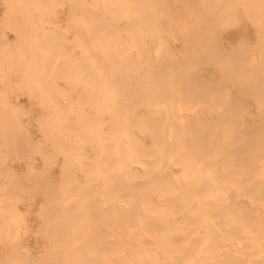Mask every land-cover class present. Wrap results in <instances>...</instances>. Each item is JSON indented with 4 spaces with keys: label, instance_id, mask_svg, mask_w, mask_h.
<instances>
[{
    "label": "bare ground",
    "instance_id": "6f19581e",
    "mask_svg": "<svg viewBox=\"0 0 264 264\" xmlns=\"http://www.w3.org/2000/svg\"><path fill=\"white\" fill-rule=\"evenodd\" d=\"M12 1H14V2H12ZM12 1L10 2V3H12L11 7L12 6L14 7L13 3H15L16 0H12ZM18 1H20V0H18ZM26 1L27 0H23L22 2L25 3ZM35 1H37V0H34V2ZM59 1L54 0L52 2L58 3ZM63 1H60L59 4H61V2H63ZM89 1H92V3H90V4H92L94 6V8L88 9L87 5H83L85 3V2H83V0H76L75 1L76 4L75 3H74L75 5L73 4L74 7L71 5L73 7V10L71 9L70 11H72V13H74L73 11H75L76 12L75 14H77V13L83 14L82 17L85 15V18L83 17L82 20L86 19V21H87V23L85 21V23L87 24V27L85 25H83L85 23L82 24V22H81V24L83 26L80 24V22L79 23L75 22L76 24L74 23L75 27H77V23H78V25L80 24L78 26L77 31H78V33H80L81 38L78 39V41H76V42H79L81 47H84V48L86 47L87 53L84 56H82L81 59H78V62H75V61L72 62L74 64L73 67L71 66L72 69L70 67V69H67L69 71H66L64 69V66L62 64H60L62 61H64V59L66 57L69 58L70 55H69V50L66 52L65 50H67V49L64 48L65 46L63 45V43L59 42V39H58L59 37H58V34L56 33V31L54 29H52V31L54 30L55 33L57 34V35L54 34V36H52V37H55V35H56L57 36V37H55L56 39L55 38L51 39L49 36L50 39L46 38V40H45V38H44V40H42L41 36L39 35L41 38L39 41V44L46 51L45 54H47V56H45L46 57L45 60H43L44 64H45V66L43 64L44 68L46 67L47 68L46 70H49L48 69V68H50L49 66L52 65L51 60L57 59L56 61H58V59H60V60L62 59V61H59L60 63H58V62L56 64L53 63L54 64L53 67L55 69H54V71H51V72H53L52 77L54 76L53 77L54 79H52V81L54 80V82L53 83L50 82L53 85H50L48 83L49 82L48 78L50 79V77H48L46 80L42 77L43 80H45V82L47 81V83H48L47 88L45 87V85L43 87V84H42L43 82L40 81V79H39V82H37V83H40V85H42V86H39L42 89L41 90L42 94L44 93V95H46L47 94L46 92H48L46 90H48V89L52 90L51 92L54 94L55 93L54 92V89H55L54 84H55V85H57V87L55 86L57 90L59 87V89L64 90L66 95L68 94V97H69L68 91L71 90L70 88L73 86L72 85L73 83L72 84L70 83V85H72V86L71 87L69 86L70 87L69 90H68V87H66L67 88V92H66V89H64L63 87H60V85H62V84H59V86H58V81L55 82L56 76L58 77L59 75H61L60 77L68 76L70 78L69 81L77 79V81L79 82V85H80V83L82 84L85 80L87 81L89 79L90 80L87 82L90 85H92L93 82L99 81L96 86L93 85V87H88V89L85 90L86 94H88L87 96L84 95L83 89H82V91H81V89H79L81 92L79 91V93H77V96L75 95L76 98L74 100L72 98L71 102H72V104H75L76 101L79 102V99H80V104H82L83 102H86V101H87V104H92V103L94 104V103L100 102V104H101L100 106H101L102 110L101 109H99V110H100L101 114L106 116V118H104V119L102 116V119L104 120V121H102V123L104 124V126L102 128H100V127L98 128V125H95V124H98V123H96L97 120H95V121L93 120V119H96L97 115H100V113H98V111H96L97 109H94V111L97 112L96 113L97 115L95 114L94 111H93L94 113L93 112L88 113V114H91V113L95 114L94 116H91V119H89L88 114H86L87 116H84V118L87 117L89 120H91V121H89L88 119H85V121L88 120L90 122L89 125H91V123L94 121L93 122L94 124L92 123V125H95L98 129H95L96 128L95 127L94 128L95 130H93V133H95V131H96V135L98 137L97 136L94 137V138H96V140L94 139V141H96V143H95L96 144V146H95L96 150H95V153H93L92 155L95 156L96 160L94 159V162L91 161V163L93 162L94 167L93 168L91 167L92 166L91 163H90L91 168L89 167V163H86L88 166L85 164V162H84V164L86 166H84V164L81 163L82 164L81 167L83 168V171L87 170L88 168H90L92 171L93 170L95 171V172L93 171L94 176L92 178L93 179L92 185H93L94 189L99 188L101 190V192H99V193H102V194H100L102 196V199L99 200L97 198L98 200L97 201L95 200V202L97 203L96 204L95 202H92L90 200V199H92L91 198L92 196H90V199H86V201L90 200L89 202H91V203H88L86 206L81 205L82 207L75 204V203H77L76 202L77 199L74 200L75 202L72 205L75 204L76 206H78V208H76V207L74 208L73 206L71 208V206H70L71 204H69V206L67 207L68 209L71 208L70 214L68 213L69 217L67 216L68 214H66L67 209L65 210L64 205H61V207L63 206V208H64L63 210L65 211V215L68 217L67 218L61 214H57V212H56L57 210L60 211L55 206L56 205L55 203H57V207H58V205L60 203L59 201H58L59 203L54 202L55 205L51 202H50L51 204H48L49 200L46 201V199H48L46 197H49V198L51 197V199H52V197L54 198L55 196H57L56 194L58 192L56 189H59V188L54 189V187L55 186L58 187L57 185H59L60 183L58 182L57 185H55V183L52 181L55 186L51 187V186H53L52 185L53 183L51 184V186H47L48 185L47 184L46 185V187H47L46 191L48 189L52 190V188L54 190H52V191L50 190V192L48 191V193L46 191H43L44 194L47 193L49 196H46L47 194H45L46 197L44 198V201L43 200H42L43 202L40 201L41 203H43V207L42 206L41 207H42V209H44V203H46V202L47 203H46L45 207H47V208L51 207L50 209L45 208L47 210V212H46V210H44L45 212L42 213V215L44 214L43 217L45 216L44 220L47 216L49 217V215L52 218V216H56L55 214H57L58 216H56V217L61 216V217H63V219L65 218V224H67L66 218L68 221L70 220L69 226L71 225L72 229L75 228L76 231L80 230L79 227H81V230H82L84 227L87 226L86 229L84 228L79 233L77 231V233L79 235L84 234L86 232L88 234H90V236L88 235L87 238H81L82 236L80 237L75 232L77 234V237L79 236L80 238L79 237L76 238V236L75 237L71 236L72 238L68 239L66 232L70 233L71 228L69 229V231L68 230L64 231L65 228H63V230L61 229L60 232L61 231L64 232V234H62V236L60 235L61 233L58 234L59 231H54V233L57 232L56 233L57 237L60 235L58 238H56V236H54L55 234L53 235V231H52V233L49 235L53 236L54 239L56 238L55 240L51 239L50 236L47 234V236H49V240H51V244L48 242V244H49L48 247H50L52 245L50 247V250L53 247L52 250L55 253L54 257H56V259H57L56 263L58 262L60 264H264V220H260L259 215H258L259 212L261 211L260 205L263 204L262 213L264 216V131L262 129H260V128H263L264 125L263 126L261 125L262 127H260V128H258L259 124L257 125L258 127L255 126L256 124L253 126H252V124L240 126L242 124V121H244V118L242 120L240 119L241 117L239 118V116L237 115L238 112H236V109H238V107L236 106L237 107L236 108L234 106L235 102H238L237 105L239 104L238 106L241 108V104L239 102L240 100H238V99L242 96H237L238 94L234 95V96L239 97V98L235 97V99L237 98L238 101L230 100V99H221L222 97H224V95L218 94V95H220V97H217L216 96L217 94H214L215 96L212 94L211 97H213V98L211 100H213V101L215 100V103L218 102L217 106L221 105L223 108V111H221V113L218 114V117L216 116L215 118H210L208 116H205V117L202 116L203 118H200V117L192 114L191 111H189V109H191V108H193V109L197 108L196 104L200 98H201V102H202L203 97H208L209 95H211L212 90H215L216 88L221 89L222 86L225 85L226 81L227 82L229 81V79L224 81L223 78L225 79L226 77H223V78H221L223 81H221V79H220L222 84H221V82H218L221 85L216 83L217 81H215V84H214V81L212 78V81L214 84L213 85L211 82H209V83H211V84H209L205 80L206 78L203 80L201 79L203 82L200 81V78H202L201 76H203V75L199 76V78L197 79L198 75H197V73L195 75V73H194L195 71H193V70H195L194 66L195 65L197 66L198 64L200 66L201 62H198L197 59L202 60L204 58V56H205L204 59H206V61H208L209 59L210 60L213 59V61L216 60L218 62V65L219 64L222 65L221 66V68H222L221 73L227 72L230 76H232V77H230L228 75L229 77H227V78H232L234 80V82L236 81L239 83V80L237 81L235 78V77H237V76H235V74L241 73L242 76H241V74H239L242 77L241 78L239 76L241 78L239 85L242 84L241 89L244 86L245 88L244 87L243 88L245 89V91H247L248 93L251 92L253 94V97H257L258 101L261 102V104L264 108V65L262 66V68H260L262 75L258 74L259 72H254V71H257L258 69L257 70L252 69L256 66H257L256 68H259V66H261L260 64H264L262 61V57L260 59L262 62L259 59H258L259 61L255 59L256 61H258V63H255L257 65H255L252 61V57L254 59L256 53L255 54H251V53H254V50H257V49L252 48L254 50H251V52H249L250 50L249 51L247 50L249 53L239 54V55H238V52H240L241 50L238 51L237 53H235L234 51L229 52V51H226L225 49H222L216 43V40L219 37L216 39L217 36H214L215 34H213V33H217V32L214 30H213L214 31L213 32L211 29L212 33H210L211 31L208 29L209 30L208 34H212V35L208 36L207 32L204 31L205 29H203L204 28L203 25L205 26L208 24L205 19H207V17H209V16H204L205 14H204V12H202L204 14L203 16L206 17L204 19L206 21V24L204 22H203L204 24L201 23L204 17L201 20V19H199L200 17L198 16L199 18H197V19H199V20H197V22L200 21V24H202L203 28L200 27V29H197L198 24L196 22L197 25L196 24L195 25L197 28L195 27V25H193L196 28L194 30H191V29L188 30V28H190V26L189 27L188 26L183 27V25H182V27L184 29L188 27L186 29L188 31L186 32V30H184V29L179 30V31H182V33H181L182 35L186 34V39H187L186 40L185 38H183L184 43L187 45L186 46L183 43V39L181 38L182 39L181 44L184 45V47L182 45L181 49L186 50V48L188 47L189 49L192 48V51L194 50L195 54L202 52V54L200 53L201 56L203 55L202 58H200V57L197 58V57H195V55H193V57H192V55H190L191 57H189L188 55H187L188 57H184L186 55H184V56L182 55L183 57L181 56V58L176 57V55L175 56L173 55V52L174 51L176 52V50H174L173 48L177 49L179 47H177V46L171 47V44H170L171 42L168 40H164L166 38L165 35L167 36L168 34L164 35L165 38L163 36H160V32L162 35L163 30L162 31L160 30L162 28L160 27L161 22L159 20L161 18L163 19V17L164 18L167 17L169 20V16H168L169 14L164 12L163 8H162V6H164V3L163 4L161 3L162 4V6H161L159 4L160 2L158 0L157 1H154V0H125L126 2L123 0L122 3L119 0H89ZM160 1H162V0H160ZM173 1H175V0H173ZM182 1H184V0H182ZM185 1L187 3V0H185ZM188 1H191V0H188ZM195 1H193V2H195ZM220 1H222V0H220ZM29 2L30 1H28V3ZM37 2H36L37 4L40 3L38 5L39 7L42 5L41 3H44V2L48 3V1H46V0H44V1L38 0ZM166 2H169V1H166ZM166 2H165V4H166ZM202 2H204V3H207V2L210 3L211 2L213 4L212 8H217L218 12L216 13V15H219V13H221V15L218 16L220 18H216L217 16H215V18H214V15H213V18L211 19V21H210V18L208 19V22L209 23L211 22V24H212L213 20L217 19L216 21L219 20V23L222 21L228 25H232V24H234L235 20H237V18L240 16L239 15L238 17H236L237 15L235 16V14L236 13L239 14L241 10L238 12L236 10V13L234 12L235 14H233L232 11L227 10V8L229 6H233L232 1H230L228 3V5H226L228 1L224 0L222 2V4L226 2L224 4L226 6H220V7H219L218 3L215 5L214 4L215 1L213 2V0H201V3ZM238 2L236 1V4H238V6H239V4H241V3H238ZM242 2H243L242 4L244 5L243 8L245 7L244 10H245L246 16L254 23V25H256V27H259L258 28L259 29L258 44L257 43L253 44L254 43V41H253V43L251 42L252 44L250 43L247 45L249 47H251L253 45H258V47H257L258 52L257 53L259 56L260 52H261V51H259L260 50L259 49V47H260L259 42L261 43V40H262L264 43V39L262 38V36H264V0H243ZM8 3H9V1L7 2V6H10V5H8ZM31 3H32V0L29 4L32 5ZM46 3H44L43 5H45V6L48 5ZM204 3L202 6H204ZM118 4H122L123 6H120ZM167 4H166V6H167ZM189 4L191 5V3H189ZM196 4H198V3H196ZM196 4H193L195 10L197 9V7L195 8ZM236 4H235V6H236ZM21 5L22 4L20 3V5L18 7L20 8ZM26 5H27V3H25V7H26ZM43 5L40 8L45 10L47 8V6L45 7ZM187 5L188 4H186L185 7L181 6V8L184 7V11L186 13L188 11L193 10L192 9L193 5H191L192 8H190L191 7L190 5H188L189 7ZM206 5H207V7L211 8V5L210 6L208 4H206ZM85 6L87 7V10H86ZM21 7L23 8V6H21ZM43 7H45V8H43ZM49 7H50V4H49ZM49 7H48L47 12H49L51 10ZM175 7H176V5H175ZM198 7H200V6H198ZM22 8H21V11H22L21 13L24 16L28 15L27 17L32 18V16H30L29 14L25 15L23 12L25 9L23 8L24 9L23 10ZM31 8L32 7L30 6L29 12H30ZM40 8H38V9H40ZM169 8H171V6ZM185 8H187V9H185ZM188 8H190L191 10H188ZM212 8H211V10H212ZM38 9H37V11L39 12L40 10H38ZM18 10L19 9H15L12 11V13H14ZM26 10H28V9H26ZM168 10H170V9H168ZM173 10L174 11L171 10L170 16H171V13L173 14V12L177 13L179 8L176 7V9H173ZM186 10H188V11H186ZM204 10L206 11L207 9H204ZM223 10H226V13H223ZM9 11H11V10H9ZM70 11H69V16L71 17ZM85 11H87V12H85ZM179 11H181V10H179ZM182 11L180 13L178 12L179 16L181 14H183L184 11L183 12ZM200 11H201V9H200ZM19 12H20V10H19ZM33 12L35 13V11H33ZM51 12H52V10H51ZM12 13H11V16H9L10 13H8L9 14L8 18L15 16L16 18L15 17L14 18L17 21H19L20 19L19 20L17 19V15H18L17 12L14 15ZM193 13H195L194 10H193ZM31 14H32V12H31ZM45 14L47 15V13H45ZM45 14H43V16ZM178 14H176V16ZM214 14H215V12H214ZM230 14H231V16H230ZM36 15L37 14H35V16ZM65 15H67V14H65ZM184 15L185 14H183V16ZM222 15L225 17H223ZM33 16H34V14H33ZM35 16L33 18L34 22L33 21H32V23L30 22L32 24V26H33V23H36V26H37V24H39V23L35 22V19L37 18V17L35 18ZM19 17L22 19L23 16H21V14H20ZM27 17H26L27 21L28 20L30 21L31 18L28 19ZM44 17H46V16H44ZM188 17L192 18L191 15ZM235 17H236V19H235ZM174 18H175V16H174ZM225 18L228 20V22ZM120 19H126V23H125L126 27L124 28V30L126 32L124 35H126V37L122 36V33H121V32H123L122 27L124 24L122 25V27L121 26L116 27L117 25L114 26L115 24H113V21L120 20ZM13 20L14 19H12V21ZM43 20L44 19H41L40 23H42ZM73 20H75V17L73 18ZM172 20H174V19H172ZM14 21L12 23H16ZM23 21H25V20L22 19V22ZM51 21H52V19H51ZM216 21H214V22H216ZM238 21H239V18H238ZM1 22H0V24H2ZM20 22H21V20H20ZM119 22L120 21H118V25H119ZM174 22H176V21H174ZM174 22H173V24L176 25V23H174ZM185 22H189V20H187ZM237 22H235V25ZM8 23H9V20H8ZM30 23H28V24H30ZM28 24H27V26H28ZM169 24H170V21H169ZM179 24L181 25V23H179ZM211 24H208L209 28H210ZM9 25H10V23H9ZM18 25H20V23L19 24L16 23L15 28H17ZM24 25H26L25 22H24L21 30H23V29L25 31L28 30V29H25L26 26L24 27ZM220 25H221V23H220ZM32 26H30V28L31 29L33 28V30H34L35 28ZM63 26H65V24ZM165 26L163 29L166 31L169 29V33H170L171 24H170V28H167ZM11 27L14 28V26H12V25H11ZM37 27H39V26H37ZM40 27H42V26H40ZM75 27L73 28V30L75 29ZM252 27H254L253 24H252ZM0 28H1V26H0ZM12 28L11 29L9 28V29L13 30ZM30 28H29V30H30ZM165 28H167V29H165ZM180 28H177V29H180ZM206 28H208V27L206 26ZM260 28H261V30L263 29V31L260 32ZM2 29H3V27H2ZM17 29H19V28H17ZM42 29L44 30V28H42ZM175 29L176 28L174 27L173 31ZM19 30H18L19 34L21 35V37L24 38L23 41H25V37L23 36V34L20 33ZM24 30H23V32H24ZM183 30L185 31L184 34H183ZM77 31L75 33H77ZM175 31H177V30H175ZM13 32H15V31H13ZM37 32H39V31L37 30ZM219 32L220 31H218V33ZM31 33H33V32H31ZM42 33H44V31ZM52 33L49 32V35H51ZM252 33H253V30H252ZM38 34H40V32ZM170 34H172V32ZM239 34H241V33H239ZM32 35H30V41L32 40V38H31ZM35 35H36V31H35ZM172 35L175 36L174 33ZM178 35H179V33H178ZM25 36H28V35L26 34ZM44 36L47 37L46 35H44ZM159 36H160V38H162L161 42H163V40H164V42L168 41V44L166 42H165V44H164V42L161 43L162 46L160 45V47H161L160 48V54L155 56L156 58H154L152 56L153 54H151L152 48H153L152 46H153V42L156 41L159 38ZM218 36L221 37V34ZM248 37H246V38L248 39ZM148 38H149V40H148ZM241 38H243V37H241ZM239 39H238V42L240 41ZM254 39H256L255 42L258 40L257 38H254ZM38 40H39V38L37 39V37H36V41H38ZM65 40H66V36H65ZM248 40H246V43H245V41H243V39L241 40V41H243V44H245L244 47L246 46L247 43H249ZM9 41H11V40H9ZM9 41H7V42L5 41L4 42L5 44L3 42L1 43L2 46L6 45L5 51L2 50L3 53L7 52L6 48H7V50L10 49L6 53L9 55H6L4 53L5 57L3 55L2 56L4 58H6V56H7L6 59H8V61L9 60L11 61L13 55L11 56L10 54H12V52H14L15 50L13 47V51H12V48H11L12 46L9 48V45H10ZM21 41L22 40H20V42ZM174 41H175V44L177 45L176 39ZM180 41L178 43H180ZM221 42H222V40H221ZM15 43H16V41H15ZM21 43L19 46L20 48H22V45L24 44V43L23 44H21ZM26 43L27 42L25 41V44ZM28 44H29V42H28ZM36 44H38V43H36ZM243 44H242V46H243ZM32 45H33V43L31 44V46ZM82 45H84V46H82ZM172 45H173V43H172ZM23 46H25V45H23ZM34 46L35 45H33L32 47H34ZM36 46H38V45H36ZM72 46H74V45H72ZM72 46H71V48H72ZM156 46L158 47V44ZM74 47H73V51H74ZM77 47H78V45H77ZM157 47H155V49ZM0 48H1V46H0ZM16 48L17 47H15V49ZM26 48L27 49H25V48L19 49V51L22 50L21 51V53L23 52L22 55L25 54L26 50H27L26 53H28V46ZM36 48H34V50ZM231 48H230V50H232ZM1 49H3V48H1ZM189 49H187V51ZM237 49H238V47H237ZM262 49L264 50V48H261V50ZM177 50L179 51L180 49H177ZM32 51H33V49H32ZM37 51H36V53H38ZM134 51L136 52V56H135ZM180 51H182V50H180ZM29 52H30V50H29ZM155 52H156V50H155ZM15 53H13L14 56L16 55ZM36 53H34V55ZM40 53H42V52H40ZM74 53H76V52H74ZM184 53H186V51ZM241 53H243V51ZM1 54H2V52H1ZM1 54H0V57H1ZM45 54H43V55H45ZM174 54H176V53H174ZM200 54H199V56H200ZM38 55H39V53L37 55H35V57L38 58ZM77 56H79V55H77ZM177 56H178V54H177ZM206 56L209 59L206 58ZM15 57L13 58L14 60H15ZM25 57H26V54L22 58H25ZM28 57H26L25 59H27ZM152 57L155 59L154 63L151 62ZM22 58H20V61L18 59H17L18 61L12 60L13 61L12 64L10 63V61L9 62L5 61V62H6V65H8V63H10L11 66L14 65L13 68L10 65H8V67L15 70V67L16 68L22 67L25 65L24 64L25 62L28 63L27 61H25V59H22ZM42 58H44V56ZM77 58L75 60H77ZM21 59L24 60L23 61L24 65H22ZM238 59H240V60H238ZM1 60H3V59L1 58ZM31 60H32V58L30 59V61ZM37 60L39 62V58ZM37 60H35L34 62H36ZM203 60H202V63H203ZM235 60H238V61L235 62ZM71 61H72V59H71ZM16 62H19L21 66H19V63H16ZM196 62H198V63H196ZM208 62H210V61H208ZM30 63L33 64L32 62H30ZM204 63L206 64V62H204ZM0 64H2V63L0 62ZM16 64H17V66H16ZM31 64H29V65L32 66ZM2 65H4V64H2ZM30 66H28V67H30ZM5 67L6 66L2 67L3 71H5L4 70ZM8 67H6L7 71L10 70V69L8 70ZM35 67H37V66L35 65ZM22 69H23V67H22ZM37 69H38L37 71H39L40 67L39 68L37 67ZM19 70L22 72L24 71V70H21V68H19ZM27 70H29V68ZM235 70L237 71V73L234 72ZM1 71H2V69H1ZM29 71L27 72L28 75H30L32 73L31 74L32 78H34L36 75V73L32 72V71H34V68H33V70H31V73ZM22 72H20V73H22ZM43 72H41L40 74H42ZM47 72H49V71H47ZM7 73H8L7 77H9L10 76L9 72H7ZM25 73H26V71H25ZM46 75H47V73H46ZM222 75L224 76V74H221V77H222ZM0 76H1V74H0ZM36 76L38 77V74ZM43 76L47 77L45 75H43ZM29 77H28V79H29ZM9 78L11 79V77H9ZM9 78H8V82L10 80ZM36 78H35V80H36ZM23 79H24V77H23ZM207 79H209V78H207ZM12 80L13 79H11L10 81H12ZM21 80H20V82H21ZM30 80H26V81L22 80V82L24 81L23 83H20L19 80H17V82H19V83L15 82V84H17V86L13 82H9V83L6 82V83H7V87H8V84L10 86L9 91L10 90L12 91L13 87L15 88V87L23 86L22 84H25V82H26V85L28 87V85H29L28 83H30L28 81H30ZM60 80H61V78H60ZM91 80H93V81L91 83H89ZM3 81L4 80H2V82ZM209 81H211V80L209 79ZM102 82H104V83H102ZM173 82L176 84H173ZM204 82L207 85H205ZM31 83L33 84L34 81H31ZM13 84H14V86H13ZM32 84L29 85V88L31 87ZM85 84L87 86L86 82H85ZM94 84H96V83H94ZM11 85H12V88H11ZM34 86H36V85H34ZM205 86H209V87H205ZM7 87L5 86V90H4V92L6 94H8L6 91ZM100 87H101V89L98 92V89ZM234 87H235V85H234ZM202 88H205L204 92H201V91H203ZM223 88L221 89V92H222L221 94H224V92H225V91L223 92V90H224ZM0 89H1V87H0ZM3 89L4 88H2V90ZM199 89H201V90L199 91ZM228 89H229V87H228ZM244 89H242V90H244ZM43 90H44V92H43ZM61 90H60V92H61ZM226 90H227V87H226ZM31 91L32 90H30L29 93ZM217 93H219V91ZM15 94H17V93H15ZM31 94L33 97L32 92H31ZM49 94L51 95L50 91H49ZM234 94H236V93L234 92ZM44 95L42 96V98L43 97L46 98V96H44ZM66 95L64 97L67 100L69 98ZM243 95H244V93H243ZM73 96L74 95H72V97ZM54 97H57V95L56 96L53 95V97H51V98L49 96L50 100L47 97L49 102H50L49 103L50 106L52 104L51 99L53 100ZM78 97H79V99H78ZM225 97H227V96H225ZM3 98H5V94H4ZM10 98H12V97H10ZM19 99H20V97H19ZM242 99L244 100V97L241 98V100ZM3 100L6 101L7 98H5ZM8 100H7V102H4L0 99V101H2L0 103L1 104L2 103L7 104L9 102ZM55 100H57V99L55 98ZM55 100L53 101L55 103L52 104L54 106V108L55 107L61 108L59 105L62 103V101L61 100L55 101ZM63 101H65V100H63ZM68 101H69V103H67V104H70L71 103L70 100H68ZM204 101H206V98ZM215 103L212 102L209 104H212L211 107H214ZM241 103H242V101H241ZM9 104L11 105L12 103H9ZM55 104H57V105H55ZM243 104H244V102H243ZM243 104H242V106H244ZM3 105L1 107V109L4 107ZM7 105H6V107H7ZM14 105L16 106V104H14ZM14 105L12 107H14ZM83 105H86V104L84 103ZM53 106H52V108H53ZM78 106H79V109H81V105H78ZM97 106L99 107V105H97ZM19 107L20 106H18V111L21 113L22 112L24 113L25 111H27L26 113L30 112V111L28 112L29 107L28 108L26 106H25V108L20 107L21 109H19ZM67 107H68V105H67ZM67 107H65L64 109H66ZM202 108H203V106H202ZM209 108H210V105H209ZM242 108H244V107H242ZM260 108H261V105H260ZM263 108H261V109H263ZM4 109H3V111H4ZM56 110L58 111V109H56ZM61 110H62V108H61ZM61 110H60V112H61ZM246 110L249 111V108L246 107V109L244 111L247 114H249V113L251 114V112H246ZM252 110H250V111H252ZM6 111H7V109L4 112H6ZM67 111L69 113L74 112L73 110H72L73 111L72 112V111H69L66 109L65 111H63V113H65V112L68 113ZM78 111H77V113H78ZM263 111H264V109L262 111L259 110L260 115L264 114V113H262ZM52 112L53 111H51V112L49 111L50 116L48 114L44 113L45 114L44 116H47V117H44L45 120L43 119L42 113H41L42 115L41 114L39 115L37 113V116H39V117L42 116V117H40L41 118L40 120L41 121L44 120L43 123L46 124V122L48 123L49 119H51L54 116V115L52 116ZM79 112L82 113V111H79ZM196 112H199V111L196 110ZM201 112H203V111L200 110V113ZM1 113H3V112H1ZM9 113H11V112H9ZM9 113H5V114H7V116L10 118L9 119L10 121L8 120V117H6L5 114H3V117L1 115L0 116L2 119L7 118V120L10 122V124H11V121L14 120L16 116L18 119L19 115L21 114V113L17 112L18 115H16V116L13 115L14 118H12V115H10ZM61 113L58 112L57 114H59L61 118L63 116L65 117V119L67 118L68 122H66V124H65V121L63 122V124H65V125L70 124L68 119L72 118V120H75V121L77 119H80V118H78V115L76 113H74L75 116H72L71 118H68L66 116L68 114H66V115L62 114L61 115ZM11 114H14V113H11ZM83 114H84V109H83ZM253 114H251V115H253ZM254 115H256V114H254ZM48 117H49V119H47L48 120L47 121L46 118H48ZM64 117H63V119H64ZM69 117H70V115H69ZM74 117H75V119H74ZM260 117L261 116H259V118ZM36 118H37V120H39L38 117H36ZM56 118H59V116L57 115ZM2 119H0V121H1L0 124L2 123ZM52 119L55 120V117ZM97 119H98V117H97ZM99 119H101V118H99ZM37 120L35 122H37ZM8 121L6 123L4 122L6 125H3L4 123L2 125H0L1 126L0 132H1L2 126H3L2 133H4V134H1V136H3V137H1L2 139H0V140L4 139L3 142H5V139H6L5 137L9 136V135H6V133L9 132V130H6V129H9V128L5 127L9 123ZM23 121H24V119H23ZM23 121H20V119L18 120V122H23ZM81 121H82V123H84L83 125L86 124L85 121L84 122H83V120H81ZM253 121L251 120L250 123H252ZM255 121L257 122V120H255ZM260 121H262V120L260 119ZM51 122H52V120H51ZM57 122H56V124H58ZM244 122L246 123V120ZM24 123H26V121ZM43 123L39 122L37 125L40 124L43 126ZM61 123H60V125H57V126H58V128L60 127L62 130L61 126L63 124H61ZM258 123H259V121H258ZM260 123L264 124V121H262ZM56 124H51V127L55 126ZM75 124H76V126L74 128L75 131H73V128L71 127V125L73 126L74 124L73 123L70 124V127H71L70 131H73L74 133L77 131L76 130L77 125L79 128L81 123L79 122V123H75ZM226 124L230 125V126H228L229 131H227L228 129H225ZM15 125L13 126V123H12L11 126H13V127L11 128L12 130L10 131L11 132L10 135L13 134V138H14V136L17 138V134L19 135L20 132L22 131V129L25 130L23 128L22 124H19V123L17 124L18 126L21 125L20 126V128L22 127L21 129L17 128L18 126H15ZM86 125L88 128V122ZM27 126H29V125L27 124ZM57 126H56V129H57ZM15 127H16V129H15ZM43 127L45 128V125ZM48 127H50V126H48ZM82 127L83 126H81L80 129ZM91 127L93 128L94 126H91ZM4 128H6V129H4ZM44 128H43L44 131L41 130V132H43V134L46 135L47 132L45 133ZM83 128H86V127L84 126ZM13 129H14V131H16V133H17L16 135L14 133H12V132H14ZM47 129H50V128H47ZM67 129L65 130V132H62V133L60 132L61 135L59 134V136L58 135L57 136L62 137L63 134L67 136V134H65L66 131H68ZM80 129H78V131H80ZM89 129H90V127L87 130L89 131ZM17 130H19V132ZM51 130H53V128ZM90 130H92V129H90ZM54 131L55 130H53L52 135L55 134ZM78 131L76 134L80 133ZM84 131L85 130H83V133H84ZM22 134L23 133H21L20 135H22ZM25 134L26 133H24V135ZM28 134H29V132H28ZM56 134H58V133H56ZM56 134L54 136L55 138L53 137L55 139V141H54L55 143H56L57 139H58L57 142L60 139H61L60 142H63V143L67 142L65 140L64 136L62 137L64 139V141H62V138L60 137V139H59L58 137H56ZM76 134H73V136H77ZM85 134H87V133H85ZM4 135H6V136H4ZM20 135L18 136L19 138L21 137ZM50 135H48L47 138H49ZM91 135L93 136V134H91ZM78 137L82 138L80 134L76 138H78ZM11 138H12V136H11ZM22 138H25V140L24 139L21 140L20 143H19V140L14 138L13 141H14V143L16 141L17 144L16 143L15 144L12 143V144L15 146L18 145L17 148L15 147L14 151H16L19 148L22 141H25L26 143L28 142V140H27L28 138L26 139V137H21V139ZM51 138L52 137H50L49 139L52 140L53 138L52 139ZM69 138L71 140L72 137L69 136ZM69 138H68V140H69ZM84 138H85V136H84ZM47 140L48 139H46L44 141L46 142ZM88 140H90V139H88ZM9 141H10V143H7L8 141L6 139V143L8 145L11 144L12 140H9ZM38 141H40V139H38ZM38 141H36V142H38ZM78 141H81V140H78ZM78 141H77V143H79ZM82 141L80 143H82ZM91 141L93 142V140H91ZM29 142L30 143H27V146L25 145L26 147L23 146V144H21L24 147V148H22V146H21L22 150L24 149V150L28 151V153L30 151H29V149L27 150V148L29 147L31 150V148L33 147L31 145H33V143H34V146L35 145L39 146L35 142H32V141H29ZM72 142H74V141L72 140ZM72 142H70V143H72ZM55 143H54V145L52 144V146L54 147L56 152L53 149V147H52V151L55 152L56 155H58V154H60L61 151L57 150V149L61 148L62 144H60L61 146L59 148H57L56 146L58 144L55 145ZM86 143H87V141H86ZM89 143H91V142L89 141ZM1 144L4 145L3 143H1ZM13 145H12V147H13ZM65 145L66 144H64V147H65ZM75 145H73V146H75ZM37 146H35V147H37ZM9 147H10V145H9ZM41 147L42 146H39V147H37V149H39ZM92 147H93V144H92ZM2 148L5 149L4 146H2ZM6 148H8V147L6 146ZM21 148L18 149V151H16V155L20 154L19 150H21ZM45 148H43V149H45ZM71 148H74V150H76L75 152L76 153L78 152L77 153L78 155H79V151L81 153L83 151V150H79V149H78L79 150L78 151L77 146L75 149V147H72V145H71ZM4 149H3V151L5 152ZM12 149L10 150V148H9V150L11 152L7 149L8 153L10 152L9 153L10 156H11V154L13 156V153H12L13 150ZM32 149H34V147ZM68 149L70 150V148H68ZM68 149H67V145L65 148H62L61 149V150H63L62 154L64 153V151L68 152ZM22 150H21V152H22ZM24 150H23V153H24ZM35 150L31 151L32 153L30 152V154H33V152ZM40 151H43V150H40ZM45 151L47 152L48 150L46 149ZM49 151L47 152L48 155L50 152H52V151H50V152ZM70 151H71V154L69 153V155H71L72 159L68 156L65 158H70V160H72L71 162H73L74 157H76L77 155L75 156L73 154L74 153L73 149H71ZM1 152H2V150L0 151V156H3L5 154L4 156H5L6 161L5 162L2 161V163H0V164L4 165V164H6L7 158L9 156L7 154V156H8L7 157L6 153H3V155H1ZM17 152H19V153H17ZM67 152H65V155ZM83 152L85 153V151H83ZM88 153H89V151H88ZM25 154L26 153H24V155ZM42 154L43 153H41V155ZM50 154H52V153H50ZM55 154H53V155H55ZM16 155H14V156H16ZM73 155H74V157H73ZM4 156L2 157L3 159H4ZM12 156H11V158H12ZM19 156H17V157L19 158ZM21 156L23 158L25 157L23 155H21ZM26 156H28V155H26ZM34 156H35V154H34ZM46 156L47 155H44L43 159H45ZM36 157H37V155H36ZM2 158H1V160H2ZM11 158H10V160H11ZM28 158L29 157H27V159ZM30 158H32V157L30 156ZM47 158L48 159L51 158L49 163L47 162V159L46 160L41 159V160H43V163H44V161L47 162V164L45 162L46 165L52 164L51 161L53 158H55V156L54 157L51 156V157H47ZM25 159H26V157H25ZM76 160L82 161V159H80V158L76 159ZM88 160H89V158H88ZM19 161H20V159H19ZM32 161H34V158L32 159ZM26 163L27 162H25V164ZM33 163H32V165H33ZM56 163H58V162H56ZM64 163L65 162H63V163L61 162V167L63 165L69 166L71 164L67 161H66V164H64ZM75 163H73V164H75ZM32 165L30 163V166H32ZM75 165H77V164H75ZM226 165H228L229 167L224 169V167ZM52 166H53V164H52ZM55 166H56V164H55ZM71 166L69 168L73 169V168L77 167V166L74 167V165H72V164H71ZM83 166L86 168L84 169ZM9 167L10 166H6V168H9ZM13 167H14V165H13ZM78 167L80 169H78ZM78 167L75 169L76 171H77V169L78 170L82 169L79 165H78ZM6 168L4 171L5 172L7 171L10 175V172L8 171V169L6 170ZM31 168L34 169L35 166L31 167ZM62 168H65V167H62ZM69 168L67 167L66 169L69 170ZM43 169L44 168H41V169H39V171H37L38 168L36 170L34 169V171L32 173L35 174V177H36V172H37V174H38V172H40V175H41V173H42L41 171ZM47 169H46V171L48 172V174H47V172H46V175H45V173H42L43 177H44V175L47 176V178H44V181L46 183L49 182L48 179L49 178L51 179V177H52V176L51 177L49 176L50 174H52L49 171L51 168L48 170ZM55 169H54V171H55ZM66 169H64V170L66 171ZM90 169H89V171H90ZM1 170L3 171V169H1ZM9 170L11 171L12 168ZM29 170H31V169H29ZM75 170L74 171L71 170V171H73L71 176H74L73 174L78 173V172H75ZM5 172H1V174L4 173V176L6 177V175L8 173L5 175ZM61 172L63 173L62 174L63 176H61V180H62V183L64 184L61 187L65 188V187H67V185L65 184V182H63V179H66L67 175L64 176L65 172H63V170ZM32 173L29 171V175H32ZM87 173H89V172L87 171ZM95 173H96V176H95ZM17 174H20V171H19V173L17 172ZM17 174L15 173L16 177H17ZM90 174H92L91 171H90ZM15 175L13 174V177H12L13 179L15 178ZM26 175H28V174H26ZM38 175L36 177L37 179L35 178V180H33L34 178H32L33 175L31 177L30 176L28 177V179L32 178V180H31L32 184L36 183V180H38ZM18 176L20 178L22 177L21 175H18ZM90 176L92 177V175H90ZM19 177L17 179L12 180L13 181L12 183H14V185H12L13 188L12 187L10 188L11 190L12 189L14 190V188H17L15 186L16 185L15 181H16V183H17V181L19 182V185H18V183H17V185L20 187V189H21V186L24 185V183H23L24 181L22 182V179H25L27 176L24 175L21 178V180ZM62 177H64V178H62ZM79 177H80V175L78 177L76 175V178H74L76 180H74V182L76 181L78 183L79 180L82 181V179H80ZM83 177H85V176H83ZM7 178H6V180H8V179L10 180L11 177L8 179ZM39 178H40V176H39ZM41 178H42V175H41ZM67 178H69V176ZM77 178H79V180ZM89 178L90 177H87L85 180L87 181V179L89 180ZM92 179H90V181ZM2 180L4 181L5 179L3 178ZM6 180L4 181L5 182L4 185L8 186L10 183V186H11L12 183L7 182L8 184H6ZM39 180L37 181V184L40 183L39 188H34V189H32V191L29 190L31 196H33L34 194H37V191L39 192V190H37V189L42 188L43 184H45V182L42 183L43 179H39ZM71 180L72 179H70V181ZM3 181H0V188L1 189H3V187H1ZM33 181H35V183H33ZM69 183L67 182V184H69ZM83 183H84V181H83ZM7 186H4V187H7ZM35 186L38 187L36 184L33 187H35ZM84 186H85V184H84ZM25 187H27V186H25ZM86 187L89 188L88 186H86ZM72 188L73 187L71 186L67 190V192L64 189L62 191H65V193L68 195V193L71 191ZM17 190H14V191H16V193H17ZM59 190H61V189H59ZM79 190L80 189H78V191ZM8 192H7V194L4 193L5 195H4V197H2V200H0V201L4 202V200L7 197H9V198L11 197V196L6 197V195H9ZM82 192H83V190H82ZM16 193L14 194L12 192V194H11L12 196L14 194V196L11 197L14 199L10 198L12 200L11 201L12 203L8 202L7 200H6L7 201L6 203L4 202L5 207H6V204L11 203V205H12L11 207H13V209L16 208V205H13V203L15 202V199H18L19 193L18 194H16ZM32 193H33V195H32ZM77 193H79V192H77ZM77 193H74V191H73V194H75L74 196H76V195L81 196L80 195L81 192H80V194H77ZM90 193H92V192H90ZM2 194H1V196H2ZM26 194H27V191H26ZM60 194H62V193L60 192L58 194V197H61V196H59ZM15 195H17V197ZM22 196H23V194H22ZM22 196L21 195L19 196L20 200H18L16 202V204L19 201H21V199H24V198H22ZM24 196H26V195H24ZM83 196H84V194H83ZM86 197H88V195ZM94 197H96V196L94 195ZM3 198H5V199H3ZM9 198H7V199H9ZM34 198H35V196H34ZM0 199H1V197H0ZM56 199L54 198V201L60 200L61 198L60 199L58 198L57 200ZM81 199H83V198H80V201L77 200V201H79V203H77V204H80ZM94 199H96V198H94ZM13 200H14V202H13ZM62 201H64V199ZM65 201L67 202L68 200H65ZM64 202H63V204H65ZM84 204H86V202ZM2 205H3V203H2ZM2 205L0 202V206H2ZM90 205H92V206H90ZM93 205H95V206L98 205V207H97L98 211L95 209L96 212H94L92 214L93 208L90 209V208H87V206L95 207ZM14 206H15V208H14ZM5 207L4 208H3V206L0 207V209H4L3 210L4 211L3 216L5 215V211H8L7 210L8 207L6 208V210H5ZM11 207L9 205L8 209H10ZM61 207H59V208L62 209ZM17 209H19V208L17 207ZM85 210H86V212L88 211L90 213H88V212L86 213ZM3 211L1 213H3ZM12 211H10L11 214L9 212H8L9 214H7V212H6L7 217H10L9 220L6 218L7 222L10 221L9 222L10 223L9 228H11L10 225L13 223L11 221H14V220H12L14 218H11V215L15 210L13 212ZM1 213H0V216H1ZM14 213H16V212H14ZM14 216H15V214L13 215V217ZM5 217L6 216H4V218ZM48 217H47V219H48L47 221H49ZM56 217H53V218H56ZM0 218L3 219L2 216ZM16 219H18L20 221V216H17ZM6 220L5 219H3V221L0 220L1 227L6 228V230L3 228L5 231H7L8 227L4 226V224H2V223L5 222ZM16 221L17 220H15V223H16ZM19 221H18V223H19ZM47 221H45V222L47 223ZM7 222H5V223H7ZM45 222L43 224H42V222H40L41 225H39L40 227H38L40 229V231H42V229H44L42 227H46ZM18 223H17V225H18ZM53 223H56V221H54ZM53 223H52V225H54ZM57 223H56V226H57ZM84 224H85L84 227L78 226V225H84ZM13 225H16V224L13 223ZM19 225L21 227V223ZM63 225H64V222L59 223V225L57 227L62 228L61 226H63ZM76 226H78V227H76ZM17 228H19V227H17ZM3 229L1 232L4 234L5 232L3 231ZM13 229H14V227H13ZM37 229H36V231H39V229L38 230ZM50 229L55 230L56 228L50 227ZM50 229H48V230H50ZM66 229H68V228L66 227ZM14 230H12V232L15 233L16 231H14ZM17 231L19 233L20 228ZM1 232H0V234H2ZM12 232L8 231L7 233L11 234L9 239L14 241L15 238H13V236L17 233H15L12 236V234H13ZM47 232H49V231H47ZM69 233H68V235H69ZM6 234H4V235H6ZM7 235L5 237L8 239L9 235L8 236ZM70 235H71V233H70ZM15 236H16V240L12 244L10 242L11 240L10 241L8 240V241L10 243V247H12V250L14 249L15 250L14 252L16 253V249L19 247V245H21V244L18 245V243L21 242L22 238L20 237V239H21L20 240L18 238L19 237L18 234ZM2 237H4V236L2 235ZM2 237H1V239H3ZM62 237L65 239H63ZM91 237H92V239H91ZM108 237H110L111 239H109ZM17 238H18V240H17ZM60 238H62L63 241ZM45 239L46 238H44V240ZM52 240H54L56 242H54ZM60 240H61V242H59ZM8 241H6V239L4 240V242H8ZM46 241H41V242L46 243ZM16 242H17L18 247L16 245ZM14 243L16 245L15 248H13ZM53 244H54L55 248H54ZM24 246L25 245H23V247ZM1 247H0V250L3 248V247L2 248ZM6 247H5V249H7ZM29 247H30V245H29ZM26 248H27V245H26ZM36 248H37V246H36ZM54 249H55V251H54ZM3 251H4V248H3ZM5 251H7V250H5ZM18 251L16 254L17 256L15 254H12V251L11 252L7 251V253H11L10 254V258L12 259L11 261H13V260L18 261L19 260L18 262L13 261L14 263H17V264L21 263L22 264V261L24 260V258L23 259L20 258L21 255H22V257H26L27 259L30 258V256H31V255L27 256L28 254L23 256L22 252H21L22 254L20 256H18L19 255L18 253H20V251L19 252ZM24 251H29V250H24ZM39 252L41 253L40 250H39ZM51 252H49V253L51 254ZM0 253H1V251H0ZM5 253H4V258H6ZM24 253H27V252H24ZM2 255L0 257H2ZM7 255L9 257V254H7ZM37 256H38V254H37ZM37 256H35V257H37ZM33 257L34 256L31 257L32 261L36 262V261H34L35 258L33 259ZM10 258H8V259L10 260ZM6 259L5 260L3 259L4 261L2 260L3 263L6 262L7 264H12V263H8L7 262L8 259H7V261H6ZM21 259H22V261H21ZM27 259H25V260H27ZM45 259H46V257H45ZM49 259H46V260L50 261L51 259L50 260ZM25 260H24V262H25ZM37 260H40V259H37ZM53 260L50 264H54ZM0 261H1V258H0ZM2 261L0 262V264H2ZM27 261H28V263L30 262L29 259ZM45 261H43V263ZM6 263H4V264H6ZM28 263L26 262L23 264H28ZM31 264H34V263H31Z\"/></svg>",
    "mask_w": 264,
    "mask_h": 264
},
{
    "label": "rangeland",
    "instance_id": "374dc122",
    "mask_svg": "<svg viewBox=\"0 0 264 264\" xmlns=\"http://www.w3.org/2000/svg\"><path fill=\"white\" fill-rule=\"evenodd\" d=\"M8 1H9L8 5H10V6H7V2H8ZM8 1H7V0H5V1H4V0H0V22L2 21V22H1L2 24H0V26H1V28H0V29H1V30H0V46H1V48H3V49L0 48V50H1V51H0V54H1V52H2L1 57H0V62H1L2 64H4V65L0 64V67H1V68H0V74H1V76H0V87H1V89H0V99H1L2 101H4V102H7V100L9 99V100H8L9 102L7 103L8 105H7L6 103H2V104L0 103V105H1V106H0V113L3 112V113H1L0 115L3 117V114L11 112V113H14V114H11V113H9V114L12 115V118H14L13 115L16 116V115H18V113H21V112L18 111V106H20V107H22V108H23V107L25 108V106H26L27 108L29 107V108H28V109H29L28 112H29V111H30V112H29V113H26L27 111H25L24 113L22 112L23 114L21 113V114L19 115L18 119H17V116H16L15 119L11 121V124H10V122H9V121H10V120H9L10 118L7 116V114H5V115H6V117H8V120H9V121L7 120V118H6V119H2L1 116H0V119H2V123H1L0 125H2L4 122H5V123H6L7 121L9 122V123L7 124V126H5V127H8L9 129L4 128V129H6V130H9V132H8L9 134L6 133V135H9V136L5 137V138L7 139V141H8L7 143H10L9 140H12V141H11V144H9L10 147H9V145L6 143V139H5V142H3L4 139H3V140H0V142L4 144V145H2V144L0 143V145H1V146H0V148H1L0 151L2 150L1 155H3V153H6V156H7V154H8V156H9V157L7 156L8 158H7V162H6V164H4V165H3V164H0V165H1V166H0V170L3 169V171H2V170L0 171V176H1V177H0V178H1L0 181H3V180H2L3 178L6 180L7 177H8V178L11 177L10 180H9L8 178H7L8 180H6V184H8L9 182L12 183V182H13L12 180L17 179V178L19 177L18 175H21L22 177H23L24 175L27 176L25 179H22V182L24 181V182H23L24 185H22L23 187L21 186V189H20V187L18 186V185H19V182L17 181V183H18V185H17V183H16V181H15V184H16L15 186H16L17 188H14V190H17V189H18V190H17V193H16V191H14L13 189H12V190L10 189V188L12 187V185H14V183H12L11 186H10V183H9V185L7 186V185H4V184H5V182H4L5 180L3 181L4 183L2 182V185H1V187H3V189L0 188V197H1L0 200H2V197H4V195H5L4 193L7 194L8 191H9V192H8L9 195H6V197H7V196H11V197H13L15 193L18 194V193L21 191V192H20L21 194H20V193L18 194V199H15V202H14V200H13V202H14L13 205H16V208H15V206H14L15 209H13V207H11V206H12V205H11V203H12V202H11V201H12L11 199H14V198H11V197H10L11 199H10L9 197H7V198H9V199H7V198H6V199L3 198V199H5V200H4L5 203H6L7 201H8V202H11L10 204H9V203H8V204L10 205V207H11L12 209H11V208L8 209V208H9V205H8V204H6V207H5V206H4L5 203L2 202V201H0V202H1V205H2V203H3L2 206H3V208L5 207V210H6V208L8 207V208H7L8 211H5V215H4V216H6L5 218H4V216H3V214H4V211H3V210H4V209H0V213L3 211V213H1V216H2L3 219L6 220V218H7V219L9 220L10 217H7V214H9V213L11 214L10 211H12V210H13V211L15 210L14 212L17 213V214H16V213H14V212L12 211V212L15 214V216L13 217V215H14L13 213H12V215H11V218H14V219H12V220H14V221H11V222H13V223L16 224V225H13V223H12V224L10 225V227L12 228V229H11V228H9V224H10L9 222H10V221L7 222V220H6L5 222H7V223L3 222L2 224H4V226L8 227V228H7V231H5L6 228L1 227V224H0V227H1V228H0V232L2 231L3 228L5 229V230L3 229V231L5 232L4 234H6L8 231H11V232H12V230L15 229L14 231H16L15 233L18 234V236H19L18 238H19V239H20V237L22 238V240L20 239L21 242L19 241L20 243H18V245L21 244V245H19V247H18L17 242H16V245H17L18 248L16 249V253H15V252H14L15 250H14V249L12 250V247H10V243H9V241L11 240V239H9L10 236H11V234H8V233H7L9 236L6 234V235L8 236V239H7V238L5 237L6 235H4V234L1 232L2 234H0V235H1V236H0V247L2 246V247L4 248V251H3V248L1 247L2 249L0 250V251H1L0 256H1L2 254H3V255H2V257H0V258H1V261H2L3 259L5 260L6 258L8 259V258H10V254H11V253H7V251H9V252L12 251V254H15V255H16V254H17V251L19 250L20 253H18V254H19L18 256H20L22 253H23V256H24V255H27V254H28L27 256H30V255H31L30 258H31L32 256H34L33 259L35 258L34 261H36V262H33V261H32V258H31V259L28 258L29 261H30V262H29L30 264H31V263H34V264H44L45 262H46L45 264H50V263L52 262L53 259H54V260H53V263H54V264H60V263H58V262L56 263L57 259H56V257H54V256H55V253H54L53 250H52L53 247H52L51 250H50V247H51L52 245H51L50 247H48V246H49L48 242L51 244V240H49V236H50L49 234H51L52 231H53V235L55 234L54 236H56V235H57V234H56L57 232L54 233V231H59L58 234L61 233L60 235L62 236V234H64V232H63V231L60 232L61 229L63 230V228H65L64 231H67V230L69 231V229L71 228V229H70V233H71V235H70L69 232H66V234H67V236H68V237H67L68 239H69V238L71 239L73 236H74V237L76 236V238H78L79 236H80V237L82 236L81 238H87L88 235L90 236V234H88L87 232L84 233L85 235H84V234H81V233H80L81 235L78 234V233H79L80 231H82L84 228L86 229L87 226L84 227L85 224H84V225H78V226H82V227H84L82 230H81V227H79L80 230H79V231L77 230L78 233H77V231H76L75 228L72 229L71 225L69 226V223H70L69 221H70V220L68 221L67 218L69 217V214H70V212H71L70 209L72 208V206H73L74 208H75V207L78 208V206H80V207H82V206H84V205L86 206L88 203H91V202H89L90 200H91L92 202H95V200L97 201L98 199H99V200L102 199V196L100 195V194H102V193H99V192H101V190H100L99 188H98V189H97V188H96V189L93 188V185H92V184H93V179H92V178H93V176H94V174H93V171H94V170L92 171L90 168H91V167H92V168L94 167L93 162H94L95 156H93L92 154L95 153V150H96V147H95V146H96V144H95L96 141H94V139L96 140V138H94V137L97 136V135H96V131H95V133H93V130L98 129L99 127L102 128V127L104 126V124L102 123V121H104L103 119L106 118V116L103 115V114H101V112H100V110H99V109H101V106H100L101 104H100V102H99V103H98V102H97V103H94L95 105H94L93 103H92V104H87V101H86V102H83L82 104H80V99H79V97H78L79 102H77L76 100H75V101H76L75 104H72V102H71L72 98H73V100L76 98L77 93H79V91H80L79 89H81V91H82V89H83V91H84V95L87 96L88 94H86L85 90H87L88 87H93V85L96 86V85L98 84L99 81H97V82H93L92 85H90V84H88V82H87V81L90 80V79H89V80H87V81L85 80L82 84L80 83V85H79V82L77 81V79H76V80H71V81H69L70 78H69L68 76H62V77H60L61 75H59L58 77L56 76L55 82L58 81V86H59V84H62V85H60V87H63L64 89H66V92H67V88H66V87H68V90H69V88L73 85V86L70 88L71 90L68 91V93H69V97H68V94L66 95L65 91L59 89V87H58V90H57V89H56L57 85H55V84H54V88H55L56 90L54 89V92H55L56 94H55V93L53 94V93L51 92L52 90H49V89L46 90V89L44 88L46 91H48V92H46L47 94L45 93L46 95H44V93L42 94V91H41L42 89H41V87H39V86H42V85H40V83H37V82H39V79H40V81L43 82V83L41 82V83L43 84V87H44V85H45V87L47 88V84H48V83H49L50 85H53L52 83L54 82V80L52 81V79H54V78H53L54 76L52 77L53 72H51V71H54V69H55V68L53 67V65L56 64L57 62L60 63L59 61H62V59H61V60L58 59V61H56L57 59L51 60V61H52V62H51L52 65L49 66V67H50V68H48L49 70H46V69H47L46 67L44 68L45 64H44V61H43V60H45V58H46L45 56H47V54H45L46 51H45V50L40 46V44H39V41H40L41 38H42V40H44V38H45V40H46V38H47V39H50V38L53 39V38L57 37L56 35L58 34L59 42H60V43H63V45L65 46L64 48L67 49V50H65V51L67 52V51L69 50V55H70L69 58L66 57V58L64 59V61H62V62L60 63V64H62V65L64 66V69H65L66 71H69V70H67V69H70L71 66H72V67L74 66V64H73L72 62H74V61H75V62H78V59H81V57L84 56V55L87 53L86 47H85V48H84V47H81V45L79 44V42H76V41H78V39L81 38L80 33H78V31H77L78 26L81 24V22H82V24H83V23H85V21H86V19L82 20L83 17L85 18V15L82 17L83 14H79V13L75 14V13H76L75 11H73L74 13H72V11H70L71 9L73 10V7H74L73 4L75 3L76 0H75V1H74V0H64V1H63V0H60V1H63V2H61V4H59V2H60L59 0H58V1H59L58 3H57V2H56V3H53L52 1H54V0H46V1H48V3H46V2H44V3H46V4H48V5H46L47 8H46L45 10L42 9V8H40L44 3H41L42 5H41L40 7L38 6V5L40 4V3L37 4V3H38V2H37L38 0L35 1V2H34V0H32V3H31V4L33 5V4L35 3V4L33 5L35 8H34L32 5L29 4V3L31 2V0H27V1L25 2V3H27L26 7H25V3L22 2L23 0H22V1H21V0H20V1L16 0V2L13 3V4H14V7L12 6L13 8L11 7L12 3H10L12 0H8ZM17 1H18L19 3H18ZM28 1H30V2L28 3ZM40 1H42V0H40ZM43 1H44V0H43ZM49 1H50V2H49ZM73 1H74V2H73ZM119 1H120L121 3L123 2V0H122V1L119 0ZM119 1H118V2H119ZM124 1H125V0H124ZM154 1H157V0H154ZM158 1L160 2V3H159V2H158V3H159L161 6H162V4L164 3V6H165V7L162 6L163 11L169 14V15H168V16H169V20H168L167 17H166V18L163 17V19L161 18V19L159 20V21L161 22L160 27L162 28V29H160V30H161V31L163 30V31H162V35H161V32H160V36H163V37H164L165 34H168L167 36L165 35L166 38L164 37V38H165L164 40H168V41H170L171 43H170V42H169V43L171 44V47H176V46H177V47H179V48H177V49L182 50V51H180V50L178 51L176 48H173L174 50H176V52H175V51L173 52V55H174V56L176 55V57H180V58H181L182 55H183V56L186 55V56H184V57H188V56L191 57L190 55H192V57H193V55H195V57H197V58H198V57L202 58V56H203V55L201 56L202 52H200L201 54H200V53H196V54H195L194 50L192 51V48H190L191 50H190L188 47L186 48V50H185V49H181V48H182V45H183V44H181V43H182V39H183V38L186 39V34H184V33H185L184 30H186L189 26H190V28H188V30H190V29H191V30H194V29L197 28V27H196L197 24H198V25H197V26H198L197 29H200V27H202V24H204V23L206 24V21H207L208 24H211V22H210V23L208 22V19L210 18V21H211V19L213 18V15H214V18H215V16H217L216 18H220V17H218V16L221 15V13H219V15H216V13L218 12V11H217V8H212V5H213V4H212L211 2H210V3H209V2H207V3L202 2V3H201V0H199V1L196 0L197 2H196L195 0H191V1H188V0H187V3H186L185 0H184V1H182V0H179V1H178V0H175V1H173V0H166V1H169V2L171 1L170 3H169V2H166L165 0H162L163 2L160 1V0H158ZM193 1H195V2H193ZM214 1H215V2H214ZM217 1H218V2H217ZM219 1H220V0H213V2H214L215 5L218 3L219 7H220V6H226V5H228V3H229L230 1H232L233 6H229V7L227 8V10L232 11L233 14L236 13V10H237V12L241 10L239 14H237V13L235 14V16L237 15L236 17H238V16L240 15V16L238 17V18H239V21H238V18H237V20H235V22L238 21V22L236 23V25H235V22H234V21H233L234 24H232V25H228V24H226L225 22H222V21H221V22H220L221 25H222V26H221L220 23H219V20L216 21V20H217V19H216V20H213L212 24L210 25V28H209L208 24L205 25V26L203 25L204 28H203V27H202V28L205 29L204 31H206L207 34H208L209 30L211 31V29H212V31H213V30L216 31L217 33H213V34H215L214 36H217L216 39L219 37V38L216 40V43H217L222 49H225L226 51H229V52H230V51H234L235 53H237L238 51L241 50L240 52H238V55H239V54L249 53V52H251V50H254V49H257V50H258V48H257L258 45H253V46H251V47L247 46V45L250 44L251 42L253 43V41H254L253 44H256V43L258 44V41H259V39H258V37H259V35H258V33H259V29H258V28H259V27H256V25H254V23H253V22H252V21L246 16V13H245V10H244L245 7L243 8L244 5L242 4V3H243V2H242L243 0H225V1H228L226 5H224L226 2L222 4V2H223L224 0H222V1H220V2H219ZM236 1H237V2L239 1L238 3H241V4H239V6H238V4H236ZM240 1H241V2H240ZM12 2H14V1H12ZM36 2H37V3H36ZM83 2H85L83 5H87L88 9H89V8H90V9L94 8V6H93L92 4H90V3H92V1H89V0H83ZM125 2H126V1H125ZM165 2H166V4L168 3L167 6H166ZM173 2H174V3H173ZM20 3L22 4L21 6H23V8H24L25 10H24L21 6H20V8L18 7V6L20 5ZM161 3H162V4H161ZM185 3L188 4V5H190L189 3H191V5L198 3V4H196V6H195V8L197 7L196 10L194 9V5H193V8H192V6L190 5V6H191L190 8H192V9L195 11V13H193V10H191L190 8H188V10H191V11L186 10V11H188V12L186 13V12L184 11V7L186 6ZM203 3H204V6H205V7L202 6ZM2 4H3V5H2ZM49 4H50V7H49ZM75 4H76V3H75ZM75 4H74V5H75ZM174 4L176 5V7L179 8V10H181V11L183 10V11H184V12L182 11L183 14H185L184 16H183V14H181V15L179 16L178 12H179V13L181 12V11H179V10L177 11V13H176V12H173V14L171 13V16H172V17L170 16V12H171V10L174 11L173 9H176V7H175ZM179 4H180V5H179ZM199 4H200V5H199ZM206 4H208L209 6L211 5L212 10H211L210 7H207ZM221 4H222V5H221ZM235 4H236V6H235ZM29 5L32 7L31 10L34 8L32 11L30 10V12H29V9H30V6H29ZM36 5H37L38 7H37ZM71 5H72L73 7H72ZM118 5L123 6L122 4H118ZM169 5L171 6V8H169V7H170ZM177 5H178V6H177ZM188 5H187V6H188ZM197 5L200 6V7H198ZM16 6H17L18 8H17ZM43 6H45V5H43ZM46 6H45V7H46ZM181 6H184V7H182L183 9L181 8ZM201 6H202V7H201ZM10 7H11V8H10ZM27 7H28V8H27ZM45 7H43V8H45ZM48 7L52 10V12H51L50 9H49L50 11L47 12V11H48ZM85 7H86V6H85ZM87 7H86V10H87ZM188 7H189V6H188ZM206 7H207V8H206ZM215 7H216V6H215ZM21 8L24 10L23 12H24L25 15L29 14L30 16H32V18H31V17H27L28 15H27V16H24V15L21 13V12H22V11H21ZM36 8H37V9L40 8V9H38V10H40V11L38 12ZM180 8H181V9H180ZM203 8H204V9H207V10L205 11ZM230 8H231V9H230ZM237 8H238V9H237ZM15 9H19V10H20V12H19V10L16 11L17 14H18V15H17V14H16V15H17V19H18V20L20 19L21 22H20V20L17 21V20L15 19V18H16L15 16H12V17H9V18H8V15H9L8 13H10L9 16H11L12 11L15 10ZM26 9H28V10H26ZM41 9H42V10H41ZM164 9H165V10H164ZM168 9H170V10H168ZM185 9H187V8H185ZM200 9H201V11H200ZM208 9H209V10H208ZM224 9H225V8H224ZM9 10H11V11H9ZM43 10H44V11H43ZM167 10H168V11H167ZM197 10H198V11H197ZM27 11H28L29 13H28ZM33 11H35V13H34ZM42 11H43L44 13H43ZM69 11L71 12V13H70L71 17L69 16ZM213 11L215 12V14H214ZM224 11H225V12H224ZM242 11H243V12H242ZM16 12H14V13H12V14L14 15ZM18 12H19V13H18ZM31 12H32V14H31ZM85 12H87V11H85ZM202 12H204L205 15H204ZM234 12H235V13H234ZM45 13H47V15H46ZM223 13H226V10H223ZM232 13H231V14H232ZM20 14H21V16H23L22 19L25 20V21L22 22V19L19 17ZM33 14H34V16H35V14H37V15L35 16V18L37 17L38 19L36 18V19H35V22L39 23V24H37V26H39V27L36 26V23H33V26H32V24H31L32 21H33V18H34ZM43 14H45L44 16H46V17H44ZM65 14H67V15H65ZM176 14H178V15L176 16ZM231 14H230V16H231ZM39 15H40V16H39ZM186 15H187V16H186ZM190 15L192 16V18H191V17H188V16H190ZM203 15H204V16H209V17H207V19H205L206 17H204ZM228 15H229V14H228ZM228 15H227V16H228ZM76 16H77V17H76ZM78 16H79V17H78ZM174 16H175V18H174ZM198 16H199L200 18H199ZM201 16H202V17H201ZM222 16H223V15H222ZM227 16H226V17H227ZM14 17H15V18H14ZM18 17H19V18H18ZM26 17H27L28 19L31 18V20H30V21H29V20L27 21ZM40 17H41V18H40ZM74 17H75V20H73ZM203 17H204V18H203ZM223 17H225V16H223ZM223 17H222V18H223ZM228 17H229V16H228ZM236 17H235V19H236ZM11 18L15 20V21L13 20L14 22H16V23H18V24L20 23V25H18V27H17V28H19L20 30L17 29V28H15V24H16V23H12L13 21H12ZM71 18H72V19H71ZM77 18H78V19H77ZM195 18H196V19H195ZM197 18H199V19H201V20H202V18H203V20H202V22H201L202 24H200V21H198L199 23L197 22V20H199V19H197ZM222 18H221V19H222ZM240 18H241V19H240ZM7 19L9 20L10 25H9ZM41 19H44L42 23H40V22H41ZM51 19H52L53 22L51 21ZM172 19H174V20H172ZM175 19H176V20H175ZM186 19L189 20L190 23H189V22H185V21H187ZM190 19H191V20H190ZM204 19H205L206 21H205ZM225 19H226V18H225ZM10 20H11L12 22H11ZM171 20H172V21H171ZM226 20H227V19H226ZM54 21H55V22H54ZM118 21H120V22H119V25H118ZM169 21H170V24H171V30H170V33H171V32H172V34L174 33L175 36H173L172 34L169 33V29H168L167 31L163 29L165 25H166L165 27L170 28ZM174 21H176V22H174ZM214 21H216L218 24H217L216 22H214ZM223 21H224V20H223ZM6 22H7V23H6ZM24 22H25V24H26V25H24V27L26 26L25 29H28V30H26V31L23 29L25 33L23 32V30H21V28L23 27ZM30 22H31V23H30ZM33 22H34V21H33ZM50 22H51V23H50ZM75 22H78V23L80 22V24L78 25V23H77V27H75V24H76ZM123 22H124V23H123ZM160 22H159V23H160ZM165 22H166V23H165ZM173 22L176 23V25L173 24ZM177 22H178V23H177ZM182 22H183V23H182ZM196 22H197V24H196ZM203 22H204V23H203ZM227 22H228V20H227ZM11 23H12V24H11ZM21 23H22V24H21ZM28 23H30L31 25L28 24ZM74 23H75V24H74ZM86 23H87V21H86ZM86 23L83 24V25H85V26L87 27V24H86ZM125 23H126V19H120V20H115V21H113V24H115L114 26L117 25L116 27H120V26L122 27V25L124 24L123 27H122V28H123V32H121V33H122V36H125V37H126V35H124V34L126 33L125 30H124V28L126 27V24H125ZM167 23H168V24H167ZM179 23H181V25H180ZM185 23H186V24H185ZM188 23H189V24H188ZM213 23H214V24H213ZM27 24H28V26H27ZM64 24H65V26H63ZM82 24H81V25H82ZM172 24H173V25H172ZM195 24H196V25H195ZM252 24H253L254 27H252ZM3 25H4V26H3ZM11 25L14 26V28H12ZM49 25H50V26H49ZM83 25H82V26H83ZM158 25H159V24H158ZM162 25H163V26H162ZM182 25H183V27H185V26H188V27L184 29V28L182 27ZM193 25H195L196 28H195ZM199 25H200V26H199ZM219 25H220V26H219ZM16 26H17V25H16ZM30 26L34 27L35 29H34V30H33V28L31 29ZM40 26H42V27H40ZM206 26H207L208 28H206ZM216 26H217V27H216ZM2 27H3V29H2ZM6 27H7V28H6ZM62 27H63V28H62ZM64 27H65V28H64ZM74 27H75V29H76V30L74 29L75 31L73 30ZM86 27H85V28H86ZM172 27H173V28H172ZM174 27L176 28L175 30H177V31L174 30L176 33L173 31ZM180 27H181V28H180ZM191 27H192V28H191ZM193 27H194V28H193ZM9 28H10V29L12 28L13 30H10ZM29 28H30L31 31L29 30ZM38 28H39V29H38ZM42 28H44V30H43ZM122 28H121V29H122ZM167 28H165V29H167ZM177 28H180V29H177ZM202 28H201V29H202ZM217 28H218V29H217ZM254 28H255V29H254ZM16 29H17V30H16ZM52 29H54V30L56 31L57 34L55 33L54 30L52 31ZM182 29H184V30H183V34H184V35L181 34L182 31H179V30H182ZM208 29H209V30H208ZM3 30H4V31H3ZM6 30H7V31H6ZM18 30H19L20 33L23 34V36L25 37V41L27 42L26 44H25V41H23L24 38L21 37V35L19 34ZM37 30L40 32V34H38L39 32H37ZM188 30H186V32H187ZM249 30H250V31H249ZM252 30H253V33H252ZM13 31H15V32H13ZM21 31H22V32H21ZM35 31H36V35H35ZM41 31H42V32L44 31L45 34L42 33ZM76 31H77V33H75ZM212 31H211L210 33H212ZM214 31H213V32H214ZM218 31H220L219 33L221 34V37L218 36V35H220V34L218 33ZM261 31H263V29L261 30V28H260V32H261ZM4 32H5V33H4ZM27 32H28V33H27ZM29 32H30V33H29ZM31 32H33V33H31ZM47 32H48V33H47ZM49 32H50V33L53 32V33H52L51 35H49ZM73 32H74V33H73ZM177 32L179 33L180 36L178 35ZM221 32H222V33H221ZM256 32H257V33H256ZM14 33H15V34H14ZM163 33H164V34H163ZM239 33H241V34H239ZM6 34H7V35H6ZM24 34H25V35L27 34L28 36H25ZM32 34H33V35H32ZM43 34L46 35L47 37H45ZM54 34H56L55 37H52V36H54ZM73 34H74V35H73ZM238 34H239V35H238ZM2 35H3V36H2ZM30 35H32V37H31V38H32V40H31L32 42L30 41ZM39 35L41 36V38H40ZM209 35H212V34H208V36H209ZM241 35H242V36H241ZM38 36H39V37H38ZM49 36H50V38H49ZM60 36H61V37H60ZM62 36H63V37H62ZM65 36H66V40H65ZM74 36H75L76 38H75ZM160 36H159V38H158L156 41L153 42V46H152L153 48H152V52H151V54H153L152 56H153L154 58H156L155 56H157V55L160 54V48H161L160 45H161V43L164 42V40H163V42H161V39H162V38H160ZM239 36H240V37H239ZM248 36H249V37H248ZM253 36H254V37H253ZM256 36H257V37H256ZM26 37H27V38H26ZM36 37H37V39L39 38L38 41H36ZM70 37H71V38H70ZM241 37H243V38H241ZM246 37H248V39H249V38H250V39L248 40ZM28 38H29V39H28ZM181 38H182V39H181ZM214 38H215V37H214ZM239 38H240V39H239ZM245 38H246V39H245ZM254 38H257L258 40L255 42L256 39H254ZM262 38L264 39V36H262ZM15 39H16V40H15ZM55 39H56V38H55ZM69 39H70L71 41H70ZM175 39H176V43H177V45L175 44V41H174ZM177 39H178V40H177ZM238 39L240 40L239 42H238ZM242 39H243V41H245V43H246V40L249 41V43H247L246 46H245L246 48L248 47L247 49L244 47L245 44H243V41H241ZM9 40H11V41H9ZM14 40L16 41V43H15ZM20 40H22V41H21L22 43L20 42ZM67 40H68V41H67ZM148 40H149V38H148ZM180 40H181V41H180ZM186 40H187V39H186ZM221 40H222V42H221ZM5 41H6V42L9 41V44H10V45H9V48L12 46V47H11V48H12V51H13V47H14V50H15V51L12 52V54H10V55H11V56H12V55L14 56L13 53L16 52L15 54H16L17 56H16V55H15L16 57L14 56L16 61H18V60L20 61V58H22L23 56H25V54H26V57L29 56L27 59H25L26 57H25V58H22V59H25V61L28 62V63L25 62V63H24L25 65L23 64V61H24V60L21 59L22 65L25 66V67L22 66L23 69H22V67H18V68L15 67V70H16V71L12 69L13 66H14V65L11 66V64L13 63L12 60H14V59H13V58H14L13 56H12V60H11L12 62L9 60L11 64L8 63V65H10L12 68H9L8 65H6V62L8 61V59H6L7 56H6V58H4V57H5L4 55H5V54L8 52V50H10V49L7 50V48H6V51H7V52H6V53L4 52L5 54L3 53L2 50L5 51V46H6V45L2 46L1 43H2V42L4 43ZM152 41H153V40H152ZM159 41H160V42H159ZM168 41H167V42L165 41V42L168 44ZM173 41H174V42H173ZM179 41H180V43H178ZM28 42H29V44H28ZM155 42H156V43H155ZM165 42H164V44H165ZM20 43H21V44L24 43L23 45H25V46L22 45V48H20V47H19V46H20ZM32 43H33V45H35L34 47H32L33 45L31 46ZM34 43H35V44H34ZM36 43H38V44H36ZM172 43H173V45H172ZM183 43H184V39H183ZM252 43H251V44H252ZM262 43H263V41L261 40V43L259 42V45H260V47H259L260 50H259V51H261V52H260V55H259L260 57L258 56V53H257L258 51H257V50H254V53H251V54H255V53H256L254 59H253V57H252V61H253L254 64H255V63H258V61L261 59V57H262V61H263V63H264V59H263V58H264V50H263V49L261 50V48H264V47H263V46H264V43H263V44H262ZM4 44H5V43H4ZM17 44H18V45H17ZM155 44H156V45L158 44V47H157ZM170 44H169V45H170ZM184 44H185V43H184ZM242 44H243V46H242ZM7 45H8V44H7ZM13 45H14V46H13ZM36 45H38V46H36ZM63 45H62V46H63ZM66 45H67V46H66ZM72 45H74L75 47L72 46ZM77 45H78V47H77ZM185 45H186V44H185ZM27 46H28V53H26V52H27V50H26V52L24 51L25 54L22 55L23 52L21 53L22 50L19 51V49H24V48L27 49V48H26ZM30 46H31V47H30ZM71 46H72V48H71ZM82 46H84V45H82ZM161 46H162V45H161ZM186 46H187V45H186ZM186 46H185V47H186ZM230 46H231V47L233 46V47L231 48ZM255 46H256V47H255ZM15 47H17V48L15 49ZM29 47H30L31 49H30ZM36 47H37V48H36ZM73 47H74V51H73ZM155 47H157V48L155 49ZM183 47H184V45H183ZM234 47H235V48H234ZM237 47H238V49H237ZM34 48H36V49H35L36 51L38 50L37 52H38L39 55H40V56L38 55L39 62H38V60H37L38 58L35 57V55H37L38 53H36V51L34 50ZM70 48H71V49H70ZM80 48H81V49H80ZM82 48H83V49H82ZM158 48H159V49H158ZM230 48H231L232 50H230ZM252 48H254V49H252ZM32 49H33V51H32ZM157 49H158V50H157ZM187 49H189L190 51L188 50V51H189V52H188ZM245 49H246V50H245ZM29 50H30V52H29ZM153 50H154V51H153ZM155 50H156V52H155ZM247 50H248V51L250 50V51L248 52ZM34 51H35V52H34ZM185 51H186V53H184ZM242 51H243V53H241ZM262 51H263V52H262ZM9 52H10V51H9ZM40 52H42V53H40ZM70 52H71V53H70ZM74 52H76V53H74ZM158 52H159V53H158ZM197 52H198V51H197ZM234 52H233V53H234ZM34 53H36V54L34 55ZM134 53H135V56H136V52H135V51H134ZM174 53H176V54H174ZM19 54H20V55H19ZM27 54H28V55H27ZM31 54H32V55H31ZM43 54H45V55H43ZM67 54H68V53H67ZM73 54H74L76 57H75ZM177 54H178V56H177ZM199 54H200V56H199ZM251 54H250V55H251ZM262 54H263V55H262ZM2 55H3L4 57H3ZM6 55H9V54H6ZM33 55H34V56H33ZM42 55L44 56V58H42V57H43ZM77 55H79V56H77ZM179 55H180V56H179ZM187 55H188V56H187ZM30 56H31V57H30ZM41 56H42V57H41ZM183 56H182V57H183ZM251 56H252V55H251ZM257 56H258V57H257ZM9 57H10V56H9ZM9 57H8V58H9ZM72 57H73V58H72ZM77 57H78V58H77ZM79 57H80V58H79ZM153 57H152V61H151L152 63H154V60H155ZM1 58H2L3 60H1ZM31 58H32V60L30 61ZM76 58H77V60H75ZM204 58H205V56H204ZM204 58H203V59H204ZM206 58H208V57L206 56ZM17 59H18V60H17ZM52 59H53V58H52ZM66 59H67V60H66ZM71 59H72V61H71ZM203 59H202V60H203ZM208 59H209V58H208ZM208 59H207V60H208ZM255 59H256V60L259 59V60L256 61ZM15 60H14V61H15ZM35 60H37V61H36L37 63L34 62ZM65 60H66V61H65ZM202 60H201V59H200V60L197 59L198 62H201V63H200V66H199V64H198L197 66H196V65L194 66V67H195V68H194L195 70H193V71H195V72H194L195 75H196V73H197V75H198V76H197V79L199 78V76L203 75V76H201L202 78H200V81H202L203 79L206 78L205 80H206L208 83L211 82L212 84H213V81H214V84H215V81H217L216 83H218V82H221V81H223V80L226 81V80L229 79V81H228V82L226 81V83L224 82L225 85L222 86V88L224 87V88H223V89H224L223 92L225 91L226 93L224 92V94H221V93H222V92H221V89H222V88H221V89L216 88L215 90H212L211 95H209L208 97H203V98H202V102H201V98L198 100V102H199L200 104L197 102V104H196L197 108H194V109H193V108H191V109L188 108L189 111H191L192 114H194V115H196V116H198V117H200V118H203V117H205V116H208V117H210V118H215L216 116L218 117V114H220L221 111H223V108H222L221 105L217 106V105H218V104H217L218 102L215 103V100H214V101L211 100V99L213 98V97H211V96H212V94H213V95H214V94H217V95H216L217 97H220V95H224V97H222L221 99H230V100H235V101L240 100L239 102H240V104H241V108L238 106L239 104L237 105L238 102H235V105H234L235 107H236V106L238 107V109H236V112H238L237 115L239 116V118L241 117V118H240L241 120H242L243 118H244V121L246 120V123H245L244 121H242V124H241L240 126L251 125V124H252V126L255 125V124H256L255 126H257V125L259 124V125H258L259 127H258V126H257V127H258V128L262 127L264 124H263V123L261 124L260 122L264 121V114H263V115H262V114L260 115L259 110L262 111L264 108H263L261 102L258 101V98H257V97H253V94H252L251 92H249V93H250V94H249L247 91H245V89H244L245 87H244V86H243L244 88L242 87V89H244V90L241 89L242 84H241V85H239V84H240V79L242 78V77H241L242 74H241V73H237V71L235 70L234 72L237 73V74H235V76H237V77H235V76H234V77L236 78L237 81L239 80V83L236 82V81L234 82V80H233L232 78H227V77H229L230 75H229L224 69H223V70H224L226 73H221V72H222V70H221V69H222V68H221L222 65L219 64V65H220V66H219V65H218V62H217L216 60L213 61V59H212V60L209 59L208 61H210V62H208V61H206V59H204L205 61L203 60V63L206 62V64H205V63L203 64V63H202ZM238 60H240V59H238ZM238 60H235V62L238 61ZM3 61H4V62H3ZM5 61H6V62H5ZM9 61H8V62H9ZM212 61H213V62H212ZM215 61H216V62H215ZM260 61H261V60H260ZM262 61H261V62H262ZM30 62H32L33 64H31ZM198 62H196V63H198ZM16 63H19V62H16ZM34 63H35V64H34ZM53 63H54V64H53ZM29 64H31L32 66H30ZM43 64H44V66H43ZM67 64H68V65H67ZM1 65H2V66H1ZM35 65H36L38 68L40 67V70H39V71H37L38 69H37V67H35ZM255 65H257V64H255ZM260 65H261V66H259V68H256V67H257V66H256V67H254V68H252V69H254V70H257V69H258L257 71H254V72H259L258 74L262 75V73H261V71H260V68H262V66H263L264 64H260ZM3 66L8 67V70H9V69H10V70L7 71V70H6V67H5V68H4L5 71H3V68H2ZM16 66H17V64H16ZM19 66H21L20 63H19ZM28 66H30V67H28ZM198 66H199L200 68H199ZM202 66H203V67H202ZM31 67H32V68H31ZM51 67H52V68H51ZM72 67H71V69H72ZM19 68H21V70H24V71H23V72L20 71ZM28 68H29L30 71L27 70ZM33 68H34V71H32V72L36 73V75L38 74V77L35 75V77L32 78L31 70H33ZM35 68H36V69H35ZM41 68H42V69H41ZM1 69H2V71H1ZM11 69H12V70H11ZM43 69H44V70H43ZM42 70H43L44 72H43ZM25 71H26V73H25ZM28 71L31 73V74L29 73L30 75H28V73H27ZM40 71L43 72L44 74H43V73L40 74V73H41ZM47 71H49L50 73L47 72ZM70 71H71V70H70ZM211 71H212V72H211ZM5 72H6V73H5ZM7 72H9V75H10L9 77H11V79H13L12 81H10L11 79H10L9 77H7V76H8V73H7ZM20 72H22L23 74L20 73ZM4 73H5V74H4ZM10 73H11V74H10ZM34 73H33V74H34ZM46 73H47V75H46ZM19 74H20V75H19ZM221 74H224V76L222 75V77H221ZM239 74H241V76H240ZM3 75H4V76H3ZM5 75H6V76H5ZM23 75H24V76H23ZM25 75H26V76H25ZM43 75H45V76H47V77H44ZM49 75H50V76H49ZM226 75H227V76H226ZM228 75H229V76H228ZM16 76H17V77H16ZM29 76H30V77H29ZM33 76H34V75H33ZM205 76H206V77H205ZM239 76H240L241 78H240ZM5 77H6V78H5ZM13 77H14V78H13ZM23 77H24V79H23ZM28 77H29V79H28ZM36 77H37V78H36ZM42 77H43L45 80H46L48 77H50V79L48 78V81H49V82H48V83H47V81L45 82V80H43ZM51 77H52V78H51ZM63 77H64V78H63ZM223 77H226V78L224 79ZM230 77H232V76H230ZM234 77H233V78H234ZM2 78H3V79H2ZM8 78L10 79L9 82H13L14 84H15V82H16V83H19L21 79L24 80V81H26V80H30V79H31L30 81H28V82H30V83H28V82H27V83L30 85V84H32L31 81H34L33 84L36 85V86H34V85L32 84L33 86L31 85V87L29 88V85H28V87H27L26 82H25V84H22L23 86L15 87L16 89L13 87V90H12V91L10 90V91H11V92H10V91H9V87H10V86H9V84H8V87H7V83H6V82H8ZM35 78H36V80H37V79H38V80L36 81ZM41 78H42V79H41ZM60 78H61V80H60ZM207 78H209L211 81H209V79H207ZM212 78H213V81H212ZM216 78H217V79H216ZM221 78H223V80H222ZM237 78H238V79H237ZM6 79H7V80H6ZM14 79H15V80H14ZM201 79H202V80H201ZM220 79H221V81H220ZM230 79H231V80H230ZM2 80H4V81L2 82ZM17 80H19V82H17ZM22 80H21L20 83H23V82H24V81L22 82ZM50 80H51V81H50ZM66 80H67L68 82H67ZM218 80H219V81H218ZM92 81H93V80H91L89 83H91ZM206 81H205V82H206ZM9 82H8V83H9ZM50 82H52V83H50ZM59 82H60V83H59ZM85 82L87 83V86H86ZM202 82H203V81H202ZM205 82H204V83H205ZM207 82H206V83H207ZM229 82H230V83H229ZM45 83H46V84H45ZM66 83H67V84H66ZM70 83H71V84L73 83V84L70 85ZM94 83H96V84H94ZM102 83H104V82H102ZM206 83H205V85L208 84V83H207V84H206ZM211 83H209V84H211ZM224 83H223V84H224ZM234 83H235V84H234ZM236 83H237V84H236ZM14 84H13V86H14ZM38 84H39V85H38ZM173 84H176V83L173 82ZM202 84H203V83H202ZM214 84H213V85H214ZM218 84H220V83H218ZM221 84H222V82H221ZM221 84H220V85H221ZM233 84L235 85V87H234ZM15 85L17 86V84H15ZM18 85H19V84H18ZM64 85H65V86H64ZM84 85H85V86H84ZM231 85H232V86H231ZM3 86H4V87H3ZM5 86L7 87V88H6V91H7L8 94H6V93L4 92V90H5ZM55 86H56V87H55ZM69 86H70V87H69ZM210 86H211V85H210ZM21 87H22V88H21ZM52 87H53V86H52ZM74 87H75V88H74ZM205 87H209V86H205ZM226 87H227V90H226ZM228 87H229L230 90L228 89ZM239 87H240V88H239ZM2 88H4V89L2 90ZM11 88H12V85H11ZM11 88H10V89H11ZM20 88H21V89H20ZM31 88H32V89H31ZM37 88H38V89H37ZM22 89H23V90H22ZM29 89L32 90L31 92L33 93V97H32L31 92L29 93V91H30ZM100 89H101V87L98 89V92L100 91ZM202 89H203V91H201V92H204L205 88H202ZM27 90H28V91H27ZM60 90H61V92H60ZM200 90H201V89H199V91H200ZM210 90H211V89H210ZM246 90H247V89H246ZM22 91H23V92H22ZM49 91H50V93H51L52 96L49 94ZM71 91H72V92H71ZM81 91H80V92H81ZM206 91H207V90H206ZM206 91H205V92H206ZM208 91H209V90H208ZM218 91H219V93H217ZM12 92H13V93H12ZM34 92H35V93H34ZM43 92H44V90H43ZM58 92H59V93H58ZM62 92H63V93H62ZM213 92H214V93H213ZM234 92H235L236 94H234ZM246 92H247L249 95H248ZM15 93H17V94L19 93V94H18L19 96H18L17 94H15ZM23 93H24V94H23ZM28 93H29V94H28ZM57 93H58V94H57ZM61 93H62V94H61ZM70 93H71V94H70ZM82 93H83V92H82ZM82 93H81V94H82ZM243 93H244V95H243ZM4 94H5V98H7L6 101L3 100V99H5V98H3ZM22 94H23L24 96H23ZM30 94H31V95H30ZM48 94H49V95H48ZM63 94H64V95H63ZM218 94H220V95H218ZM232 94H233V95H232ZM237 94H238V95H237ZM43 95L46 96V98L43 97V98H44V99H43V98H42ZM53 95H55V96L57 95V97H54L53 100L51 99V103H52V104L55 103V102H53V101L55 100V98H56L57 100H59V101L61 100L62 103L60 102L61 104H60V105L58 104V105L62 108V110H61V108H58V107H57V108H56V107L54 108V106H53L52 104H51V106H50V104H49V103H50L49 100H50L51 97H53ZM65 95H66L69 99L66 100V98L64 97ZM72 95H74V96L72 97ZM75 95H76V96H75ZM231 95H232L233 97H232ZM234 95L242 96V97L239 98V97L234 96ZM251 95H252V96H251ZM7 96H8V97H7ZM16 96H17V97H16ZM49 96H50V98H49ZM214 96H215V95H214ZM225 96H227V97H225ZM1 97H2V98H1ZM10 97H12V98H10ZM19 97H20V99H19ZM47 97L49 98V100H48ZM229 97H230V98H229ZM235 97H237V98H239V99L237 100V98L235 99ZM243 97H244V100H243V99L241 100V98H243ZM245 97H246V98H245ZM23 98H24V99H23ZM41 98H42V99H41ZM86 98H87V97H86ZM205 98H206V101H204ZM11 99H12V100H11ZM46 99H47V100H46ZM246 99H247V100H246ZM18 100H19V101H18ZM21 100H22V101H21ZM57 100H55V101H57ZM63 100H65V101H63ZM68 100H70V102H71L70 104H67V103H69ZM85 100H86V99H85ZM99 100H100V99H99ZM2 101H0V102H2ZM20 101H21V102H20ZM24 101H25V102H24ZM207 101H208L209 103H212V102L215 103V106H214V107H211L212 104H209ZM219 101H220V100H219ZM241 101H242V103H241ZM22 102H23V103H22ZM73 102H74V101H73ZM243 102H244V104H243ZM9 103H12L13 105L16 104V106L14 105V107H12L13 105H12V104L10 105ZM57 103H58V102H57ZM84 103H85L87 106H86V105H83ZM3 104H4V105H3ZM66 104L68 105V107H67ZM71 104H72V105H71ZM206 104H207V105H206ZM242 104H243L244 106H242ZM2 105H3L4 107L1 109ZM6 105H7V107H6ZM9 105H10V106H9ZM48 105H49V106H48ZM55 105H57V104H55ZM61 105H62V106H61ZM64 105H65V106H64ZM78 105H81V109H82V110L79 109V106H78ZM97 105H99V107H98ZM209 105H210V108H209ZM213 105H214V104H213ZM260 105H261V108H263V109L260 108ZM44 106H45L46 108H45ZM52 106H53V108H52ZM63 106H64V107H63ZM72 106H73V107H72ZM94 106H95V107H94ZM202 106H203V108H202ZM254 106H255V107H254ZM5 107H6V108H5ZM20 107H19V109H21ZM65 107H67V108H66L67 110H69V111H72V110H73L74 112L72 111L73 113H71V112L69 113V112L67 111L68 113H66V112L63 113V111L66 110V109H64ZM75 107H76V108H75ZM91 107H92L93 109H92ZM237 107H236V108H237ZM242 107H244V108H242ZM246 107L249 108V111L246 110V112H251V114L254 113V114H256V115H254V114L251 115L250 113H249V114L245 113L244 110L246 109ZM251 107H252V108H251ZM4 108H5V109H4ZM15 108H16V109H15ZM27 108H26V109H27ZM69 108H70V109H69ZM85 108H86V109H85ZM200 108H201V109H200ZM208 108H209V109H208ZM3 109H4V111L7 109V111L4 112ZM56 109H58V111H57ZM59 109L61 110L62 113L60 112ZM74 109H75V110H74ZM77 109H78L79 111H82V113L79 112ZM83 109H84V114H83ZM94 109H97L96 111H98V113H100L101 116H100V115H97V114H96L97 112L94 111ZM203 109H204V110H203ZM211 109H212V110H211ZM252 109H253V110H252ZM23 110H24V109H23ZM31 110H32L33 112H32ZM35 110H36V111H35ZM76 110L78 111V113H77ZM101 110H102V109H101ZM196 110H198L199 112H196ZM200 110H202L203 112L200 113ZM250 110H252V111H250ZM8 111H9V112H8ZM41 111H42V112H41ZM49 111H50V112L53 111V112L55 113V114H54V113L52 112V116L54 115L52 118L55 117V120L52 119V118L49 119V117H48V118H46V120L49 119V121L47 120L48 123L45 121L46 124H44V123H43L44 120H45L44 117H47V116H44V115H45V114H48V115L50 116ZM93 111L95 112V114H96L97 117H98V119H97V117H96V119H93L94 121L97 120L96 123H98V124H95V125H98V128H97L95 125H92V123L94 122L93 120H92L93 122L91 123V125H89V123H90L89 121H91V120H89V119H91V116H94V115H95V114H93V113H94ZM242 111H243V112H242ZM17 112H18V113H17ZM47 112H48V113H47ZM58 112L61 113V115H62V114H63V115L68 114V115H66L68 118H71L72 116H75L74 113H76V114L78 115V118H80V119H77V120L75 121V120H72V118H71V119H68V120H69V123H70V124H72V123L74 124V125H73L74 127L71 125V127L73 128V131H75V129H74L75 126H76L75 123H79V122L81 123L80 126H79V128H78V125H77V128H76L77 131H78V129H80L81 126H83V127L85 126V127H86V128H83V127H82V128L80 129V131H78V132H80L79 134L81 135L82 138H79V137H78L79 139L76 138L77 136H79V134H76L77 131H76L75 133H74L73 131H70V129H71L70 124H69V125L67 124L69 127H68L67 125H65L66 122H68V121H67V118L65 119L64 116H63L64 119H63V117L61 118L60 115L57 114ZM86 112H87V113H86ZM90 112H93V113H91L92 115H91V114H88V113H90ZM240 112H241V113H240ZM252 112H253V113H252ZM25 113H26V114H25ZM35 113H36V114H35ZM37 113H38L39 115H40L41 113L43 114V119H44L43 121L40 120V119H41L40 117H42V116H40V117L37 116ZM44 113H45V114H44ZM80 113H81V114H80ZM204 113H205V114H204ZM257 113H258V114H257ZM262 113H264V111H263ZM33 114H34V115H33ZM42 114H41V115H42ZM56 114L59 116L60 119H59V118H56V116H57ZM79 114H80V115H79ZM86 114H88L89 119H88L87 117L84 118V116H87ZM5 115H4V116H5ZM10 115H9V116H10ZM32 115H33L34 117H33ZM69 115H70V117H69ZM243 115H244V116H243ZM102 116H103V119H102ZM202 116H203V117H202ZM259 116H261V117L259 118ZM262 116H263V117H262ZM10 117H11V116H10ZM36 117H38L39 120H37ZM76 117H77V116H76ZM81 117H82V118H81ZM92 118H93V117H92ZM94 118H95V117H94ZM99 118H101L102 120L99 119ZM19 119H20V121H23V119H24V121H23V122H18ZM29 119H30V120H29ZM56 119H57V120H56ZM74 119H75V117H74ZM85 119H88L89 121H88V120L85 121ZM260 119H261L262 121H260ZM36 120H37V122H35ZM51 120H52V122H51ZM71 120H72V121H71ZM81 120H83V122L85 121L86 124H87V122H88V128L90 127V129H92V130L89 129V131H88V130H87V129H88V128H87V125H86V124L83 125L84 123H82ZM251 120H252V121H253V120H254V121L257 120V122H256V121H255V122L253 121L252 123H250ZM14 121H15V122H14ZM25 121H26V123H27L29 126H27V124L24 123ZM57 121H58V122H57ZM64 121H65V124H63ZM70 121H71L72 123H71ZM248 121H249V122H248ZM258 121H259V123H258ZM0 122H1V121H0ZM39 122H40V123H43V126L45 125V128H44L42 125H40V124L37 125ZM53 122H54V123H53ZM56 122H57L58 124H56ZM61 122H62V123H61ZM5 123H4L3 125H6ZM12 123H13V126H14L15 124H16L15 126H18V125H17L18 123L23 125V128H24L25 130L22 129V131L20 132V134H21V133H23V134H22V135L19 134V135H20L21 137H26V139L28 138V139H27V140H28L27 143H30L29 141H32V142H35L36 144H38L39 146H42L43 148L46 147V148L43 149V148L41 147L42 149H41V148L37 149V147H39V146L35 145V146H37V147H35V146H34V143H33V145H31V146H33L34 149H32V148H33V147H32L31 150H30V148L28 147L27 150L29 149L30 152L33 151V150H35V149H36V150L33 152V154H30V152L28 153V151H26V150L23 149V150H24V153H26V154L24 155L22 148H24L23 146H25V145L27 146V143H26L25 141H22L21 144H23V146L20 144V146H19V148H18V149H20L21 146H22V148H21L22 152H21V150H19V151H20V154L16 155V151H18V149H17L16 151H14V149H15V147L17 148L18 145L15 146V145L12 144V143H14V141H13L14 138L17 139V140H19V143H20L21 140H23V139L25 140V138H22V139H21V137L19 138V137H18L19 135L16 133V131H14V129H13L14 132H12V133H14L15 135L17 134V138H16L15 136H14V138H13V134L10 135V134H11L10 131L12 130L11 128L13 127V126H11ZM31 123H32V124H31ZM60 123L64 125V126H63V125L61 126L63 131L61 130L60 127L58 128V126H57V125H60ZM239 123H240V122H239ZM24 124H25V125H24ZM51 124H56V125H55V126L52 125L53 127H51ZM93 124H94V123H93ZM31 125H32V126H31ZM47 125L50 126V127H48ZM261 125H262V126H261ZM20 126H21V125H19L17 128H20ZM56 126H57V129H56ZM91 126H94V127L92 128ZM105 126H106V125H105ZM225 126H226L225 129H228L227 131H229L228 126H230V125H229V124H226ZM255 126H254V127H255ZM0 127H1V126H0ZM42 127L45 129V133L47 132L46 135L43 134V132H41V130H43ZM46 127H47V128H50V129H47ZM66 127H67L68 129H67ZM95 127H96V128H95ZM21 128H22V127H21ZM21 128H20V129H21ZM33 128H34V129H33ZM40 128H41V129H40ZM52 128H53V130H55V131H54L55 134L58 133V134H56V137L59 136L60 132H61V133H62V132H65V130L67 129L68 131H66L65 134H67V136L69 135V136H71L72 138H73V137H74V138H73V139L71 138V140H70L69 136L67 137L66 135L63 134L62 137L64 136V137H65V140H66L68 143H67V142H66V143H65V142H64V143H63V142H60V140H61L60 137H61V136L58 137L60 140L57 142V140H58V139H57V140H56V143H55V142H54V141H55V139H54V138H55V137H54L55 134L52 135V134H53V130H51ZM63 128H64V129H63ZM94 128H95V129H94ZM255 128H256V127H255ZM263 128H264V127H263ZM263 128H260V129H262V130L264 131ZM15 129H16V127H15ZM27 129H28V130H27ZM2 130H3V126H2ZM2 130H1V132H0V139H2L1 137H3V136H1V134H4V133H2ZM6 130H5V131H6ZM56 130H57V131H56ZM58 130H59V131H58ZM83 130H85L84 133H83ZM86 130H87L88 132H87ZM5 131H4V132H5ZM17 131L19 132V130H17ZM43 131H44V130H43ZM69 131H70V132H69ZM225 131H226V130H225ZM28 132H29V134H28ZM33 132H34V133H33ZM81 132H82L83 134H82ZM24 133H26V134H25L26 136L24 135ZM85 133H87V134H85ZM88 133H89V134H90V133L93 134V136H92L91 134L89 135ZM47 134H48V135L51 134L50 137H52V138L54 137V138H53L54 140H53L52 138H51L52 140H50V139H49L50 137L47 138V136H48ZM73 134H76L77 136H73ZM6 135H4V136H6ZM37 135H38V136H37ZM42 135H43V136H42ZM44 135H45L46 137H45ZM57 135H58V136H57ZM60 135H61V134H60ZM11 136H12V138H11ZM31 136H32V137H31ZM84 136H85V138H84ZM91 136H92V137H91ZM37 137H38V138H37ZM40 137H41V138H40ZM62 137H61V138H62ZM97 137H98V136H97ZM32 138H33V139H32ZM42 138H43V139H42ZM45 138L48 139V140L46 141L47 143L44 141V140H46ZM66 138H67V139H66ZM68 138H69L70 141L68 140ZM83 138H84V139H83ZM36 139H37V140H36ZM38 139H40V141H38ZM75 139H76V140H75ZM88 139H90V140H88ZM72 140H73L74 142H72ZM78 140H81V141L83 140V141H82V143H80L81 141H78ZM85 140L87 141V143H86ZM91 140H93V142H92ZM36 141H38V142H36ZM51 141H52V142H51ZM62 141H64L63 138H62ZM77 141H78L79 143H77ZM89 141H90L91 143H89ZM17 142H18V141H17ZM32 142H31V143H32ZM39 142H40V143H39ZM49 142H50V143H49ZM53 142L55 143V145L58 144V145L56 146L57 148H59V147L61 146L60 144H62V147L59 148V149H57V148L55 147L57 150H60V151H61L60 154H58V155L55 154L56 150H55L54 147L52 146V144L54 145ZM70 142H72L73 144L70 143ZM5 143H6V144H5ZM15 143H16V141H15ZM15 143H14V144H15ZM19 143H18V144H19ZM16 144H17V143H16ZM50 144H51V145H50ZM64 144L67 145V149H68V148H70V150L73 149V152H74L73 154H74L75 156L77 155V156H76L77 158L74 157V155H73V157H74L73 162H71L72 160H70V158L72 159V157H71V155H69V153L71 154V151H70L69 149H68V152H67V151H64V153L62 154L63 150H61V149L66 147V145H65V147H64ZM68 144H69V145H68ZM70 144L72 145V147H75V149H76V146H77V150L79 149V150H83V151H85V153H86L87 155H86L83 151H82V153H81L79 150H78V151H79V155H78V154H77L78 152L76 153V152H75L76 150H74V148H71V145H70ZM75 144H76V145H75ZM92 144H93V147H92ZM12 145H13V147H12ZM47 145H48V146H47ZM73 145H75V146H73ZM2 146H4L5 149L2 148ZM6 146H7L8 148H6ZM26 146H25V147H26ZM82 146H83V147H82ZM11 147H12L13 149H12ZM47 147H48V148H47ZM52 147H53V149L55 150V152L52 151ZM9 148H10V150H11V149L13 150V152H12V153H13V156H12V154H11L12 158H11V156H10V154H9V153L11 152V151L9 150ZM3 149L5 150V152L3 151ZM7 149L10 151L9 153H8V150H7ZM25 149H26V148H25ZM46 149H47L48 151L51 149L50 151H52V152H50V151H49V152L52 153V154L49 153V155H48V154H47L48 151H47V152L45 151ZM84 149H85V150H84ZM6 150H7V151H6ZM40 150H43V151H40ZM36 151H37V152H36ZM38 151H39V152H38ZM44 151H45L46 153H45ZM69 151H70V152H69ZM88 151H89V153H88ZM35 152H36V153H35ZM40 152L43 153V154L41 155ZM65 152H67L66 155H65ZM17 153H19V152H17ZM22 153H23V154H22ZM31 153H32V152H31ZM34 154H35V156H34ZM53 154H55V155H53ZM67 154H68V155H67ZM80 154H81V155H80ZM4 155H5V154H4ZM4 155H3V156H4ZM14 155H16V156H14ZM19 155H20V156H19ZM21 155L25 156L26 159H25V157L23 158ZM26 155H28V156H26ZM29 155H30L32 158H30ZM36 155H37V157H36ZM44 155H47L45 159H43V158H44ZM61 155H62V156H61ZM83 155H84V156H83ZM85 155H86V156H85ZM94 155H95V154H94ZM3 156H0V160H1V158H2ZM17 156H19V158H18ZM42 156H43V157H42ZM51 156H53V157L55 156V158H53L54 160L52 159V161H51V163L53 164V166H52V164H48V165H46L47 162L49 163V161H50V159H51V158L48 159L47 157H51ZM67 156L70 157V158H65V157H67ZM89 156H90L91 158H90ZM92 156H93V157H92ZM27 157H29V158H28L29 160L27 159ZM78 157H79L80 159H82V161H83V160H84V161L82 162V161H80V160H76V159H79ZM10 158H11V160H10ZM33 158H34V161H32ZM37 158H38L39 160H38ZM75 158H76V159H75ZM86 158H87V159H86ZM88 158H89V160H88ZM19 159H20V161H19ZM35 159H36V160H35ZM41 159H43V160H46V159H47V162L44 161V163H43V160H41ZM59 159H60V160H59ZM61 159H62V160H61ZM91 159H92V160H91ZM25 160H26V161H25ZM64 160H65V161H64ZM69 160H70V161H69ZM95 160H96V159H95ZM2 161H4V162L6 161V160H5V156H4V159L2 158V160L0 161V163H2ZM13 161H14V162H13ZM23 161H24V162H23ZM29 161H30V162H29ZM53 161H54V162H53ZM55 161L58 162V163H56ZM66 161L69 162V163H71L72 165H74V167H75V166L78 167V165L81 167L82 164H84V162H85V164H86V163H89V167H90L91 164H92V166H91L90 168H88L87 170H84V171H83V168H82V167H81V168H82L81 170H78V169H80V168L78 167L77 171L75 170L77 167H75V168H73V169H72V168H69V167L71 166V164H70L69 166H66V165L64 166V165H63L62 167H65V168H62V167H61V162H62V163L65 162L64 164H66ZM74 161H75L76 163H75ZM91 161H93V162L91 163ZM4 162H3V163H4ZM25 162H27V163L25 164ZM28 162H29V163H28ZM33 162H34L36 165H35ZM45 162H46V164H45ZM20 163H21V164H20ZM30 163H31V165H32V163H33V165L35 166V168H34L35 170L38 168L37 171H39V169H41V168H44L45 170L43 169L41 172H42V173H45V175H46V172H47L46 169H47V168H48V169L51 168L49 171H50L52 174L49 173V174H50L49 176H50V177H51V176L53 177V178L51 177V179L49 178V179H50V180L48 179L49 182L46 183V182L44 181V178H47V176L44 175V177H43V174L41 173V175H42V178H41L40 172H38L39 175H38L37 172H36V177H37V175H38V180H39V179H43V180H42V181H43L42 183L45 182V184H43V187L41 186V187H42V188H40L41 190H40V189H37V190H39V192L37 191V194H34V195H33V193H32L33 196H31L29 190L32 191V189H34V188H39L40 183L37 184V181H38V180H36V183H35V181H33V183H35V184L38 186V187H36V186L33 187L35 184H32L31 180H32V178H34L33 180H35L36 177H35V174L32 173V172L34 171V169L31 168V167H34V166H33V165L30 166ZM54 163L56 164V166H55ZM73 163H75V164H77V165H75V164H73ZM79 163H80V164H79ZM81 163H82V164H81ZM90 163H91V164H90ZM7 164H8V165H7ZM9 164H10V165H9ZM23 164H24V165H23ZM28 164H29V165H28ZM44 164H45L46 166H45ZM85 164H84V166L87 165V164H86V165H85ZM5 165H6V166H10V167H9V168H6ZM13 165H14V167H13ZM228 165H229V164H228ZM228 165H226V166L224 167V169H225V168H228V167H229ZM84 166H83V167H84ZM87 166H88V165H87ZM25 167H26V168H25ZM36 167H37V168H36ZM39 167H40V168H39ZM54 167H55L56 169H55ZM67 167L69 168V170L66 169ZM71 167H72V166H71ZM5 168H6V170L8 169V171L10 172V175H9V173H8L7 171H6V172L4 171ZM11 168H12V170L14 169V170H13L14 172H13L12 170H11V171L9 170V169H11ZM61 168H62V169H61ZM85 168H86V167H84V169H85ZM220 168H221V167H220ZM23 169H24V170H23ZM29 169H31V170H29ZM48 169H47V170H48ZM54 169H55V171H54ZM64 169H66V171H65ZM89 169H90V171H91L92 174H90ZM52 170H53L54 172H53ZM62 170H63V172H65V173L67 172L66 174L64 173V176L67 175V176H66V179H63V182H65V184L67 185V187L69 186L68 188L65 187L66 189L61 187V186L64 185V184L62 183V180H61V176H63V175H62L63 173L61 172ZM71 170H73V171L75 170V172H78V173H75V174L77 175V177L80 175L79 178L82 179V181L79 180V178H77V179L79 180V181L77 180L78 183H77L76 181L74 182V180H76V179H74V178H76V175L73 174L74 176H71L72 173H73V171H71ZM19 171H20V174H17V172L19 173ZM23 171H24V172H23ZM29 171H30V172L32 173V175H33V177H32L31 179H28L29 176H30V177L32 176V175H29ZM70 171H71V172H70ZM87 171H88L89 173H87ZM1 172H5V175L8 173V174H7L8 176L6 175V177H5V176H4V173L1 174ZM27 172H28V173H27ZM81 172H82V173H81ZM94 172H95V171H94ZM15 173L17 174V177H16ZM24 173H25V174H24ZM69 173H70V174H69ZM13 174L15 175V178H14V179L12 178V177H13ZM26 174H28L29 176L26 175ZM47 174H48V172H47ZM54 174H55V175H54ZM90 175H92V177H91ZM9 176H10V177H9ZM39 176H40V178H39ZM68 176H69V178H67ZM83 176H85V177H83ZM95 176H96V173H95ZM22 177H21V178H22ZM87 177H90V178H89V180L87 179V181H86L85 179H86ZM19 178H20V177H19ZM21 178H20V180H21ZM62 178H64V177H62ZM36 179H37V178H36ZM68 179H69V180H68ZM70 179H72L73 181H72V180L70 181ZM90 179H92V180L90 181ZM20 180H19V181H20ZM27 180H28V181H27ZM29 181H30V182H29ZM39 181H40V180H39ZM52 181L55 183V185H57V183L59 182V183H60V184H59L60 186L57 185L58 187H56ZM60 181H61V182H60ZM83 181H84V183H83ZM85 181H86V182H85ZM7 182H8V183H7ZM20 182H21V181H20ZM67 182H68V183L70 182V183L67 184ZM25 183H26V184H25ZM52 183H53V184H52ZM80 183H81V184H80ZM82 183H83V184H82ZM90 183H91V184H90ZM21 184H22V183H21ZM47 184H48V185H47ZM51 184H52L53 186H51ZM71 184H72V185H71ZM84 184H85V186H84ZM41 185H42V184H41ZM46 185H47V186H51V187H54V186H55L54 189H56V188L61 189V190L56 189L58 193L56 194L57 196L54 195V196H55L54 198L56 199V198L58 197V194L61 192L62 194L59 195V196H61V197H58L59 199H60V198H61V199H60V200H57V199H58V198H57V199H56L57 201H54V198H53V197H52V199H51V197H50V198H49V197H46V196H49L47 193H48V191L50 192V190H51V189H48V190L46 191V188H47ZM74 185H75V186H74ZM4 186H7V187H4ZM9 186H10V187H9ZM25 186H27V187H25ZM29 186H30L31 188H30ZM71 186H72L73 188H72L71 191L68 193V195L65 193V191H62V190L64 189V190H66V192H67V190H68ZM83 186H84L85 188H84ZM86 186H88L89 188H87ZM51 187H50V188H51ZM60 187H61V188H60ZM12 188H13V187H12ZM43 188H44V189H43ZM77 188L80 189V190L78 191ZM83 188H84V189H83ZM92 188H93V189H92ZM4 189H5V190H4ZM23 189H24V190H23ZM54 189L52 188V190H54ZM76 189H77V190H76ZM1 190H2V191H1ZM19 190H20V191H19ZM52 190H51V191H52ZM72 190L74 191V193L79 192V193H77V194H80V192H81V194H80L81 196H79V195L74 196L75 194H73V191H72ZM82 190H83V192H82ZM98 190H99V191H98ZM5 191H6V192H5ZM26 191H27V194H26ZM43 191H46V192H47V193H45V194H47L46 196H45V194H44ZM93 191H94V192H93ZM1 192H2L3 194H2ZM12 192L14 193L13 196L11 195ZM33 192H34V191H33ZM40 192H41V193H40ZM42 192H43V193H42ZM90 192H92V193H90ZM97 192H98V193H97ZM39 193H40V194H39ZM86 193H87V194H86ZM1 194H2V196H1ZM22 194H23V196H22ZM53 194H54V193H53ZM64 194H65V195H64ZM83 194H84V196H83ZM20 195H21L22 198H24V199H21V201H19V202L17 203V204H18V205H17L16 202H17L18 200H20V199H19V196H20ZM24 195H26V196H24ZM29 195H30V196H29ZM50 195H51V194H50ZM62 195H63V196H62ZM87 195H88V197H86ZM94 195H95L96 197H94ZM15 196L17 197V195H15ZM34 196H35V198H34ZM68 196H69V197H68ZM70 196H71V197H70ZM82 196H83V197H82ZM90 196H92L91 198H92L93 200L90 199ZM100 196H101V197H100ZM45 197L48 198V199H46V201L49 200L48 204H51V203L54 204V202H58V201L61 203V204H60V203L58 202L59 205H60V206L58 205V207H57V203H55L56 205L54 204V205L56 206V208H58V209L60 210V211L57 210L56 212H57V214H61V215L65 216V217L68 216V217L66 218V223H67L68 225L65 224V218L63 219V217H61V216H60V217H56V216H58L57 214H55L56 216H52V218L50 217V215H49V217H48V216H47L48 214H47L46 216L49 218V221H47V220H48L47 217H46L45 220H44V217H45V216L43 217L44 214L42 215V213L45 212L44 210H46V209H50V208H51V207H50V208L45 207V205H46V203H47V202H46V203H44V209H42V207H43V203H41L40 201H42V200L44 201V198H45ZM79 197H80V198H83V199H81V202H82V201H83V202H82V203L80 202V204H77V203H79V201H80V198H79ZM93 197L96 198V199H94ZM20 198H21V197H20ZM68 198H69V199H68ZM70 198H71V199H70ZM97 198H98V199H97ZM63 199H64V201H65V200H68V201H67V202H66V201L64 202V201H62ZM72 199H73V200H72ZM76 199L79 200V201H77ZM86 199H90V200H87V201H86ZM6 200H7V201H6ZM74 200H76L77 203H75V204L78 205V206H76L75 204L72 205V204L75 202ZM27 201H28V202H27ZM33 201H34V202H33ZM43 201H42V202H43ZM61 201H62V202H61ZM50 202H51V203H50ZM63 202H64L65 204H63ZM85 202H86V204H84ZM26 203H27V204H26ZM95 203H96V202H95ZM32 204H33V205H32ZM69 204H71V205H70V206H71L70 209L67 208V207L69 206ZM92 204H93V203H92ZM96 204H97V203H96ZM61 205H64L65 210L67 209V210H66V211H67L66 214L69 213L67 216L65 215V211L63 210L64 208H63V206L61 207ZM81 205H82V206H81ZM2 206H0V207H2ZM41 206H42V207H41ZM48 206H49V205H48ZM65 206H66V207H65ZM90 206H92V205H90ZM90 206H87V208H90V209L93 208V209H92L93 211L91 210V211H92V214H93L94 212H96L98 205H97V206L93 205V206H95V207H90ZM17 207H18L19 209H17ZM59 207H61L62 209H60ZM45 208H46V209H45ZM262 208H263V204L260 205V209H261V211H260L259 214H258L260 220H264V216H263V213H262ZM95 209H96V210H95ZM94 210H95V211H94ZM89 211H90V210H89ZM97 211H98V210H97ZM6 212H7V214H6ZM8 212H9V213H8ZM46 212H47V210H46ZM49 212H50V211H49ZM49 212H48V213H49ZM51 212H52V211H51ZM61 212H62V213H61ZM85 212H86V210H85ZM87 212H88V211H87ZM87 212H86V213H87ZM88 213H90V212H88ZM260 213H261V214H260ZM45 214H46V213H45ZM16 215H17V216H20V221H19L18 219H16V217H17ZM87 215H88V214H87ZM87 215H86V216H87ZM1 216H0V217H1ZM53 217H56V218H53ZM50 218H51V219H50ZM3 219L0 218V220H2V221H3ZM58 219H59V220H58ZM10 220H11V219H10ZM15 220H17L16 223H15ZM51 220H52V221H51ZM53 220L56 221V223L58 222V223H57V226L59 225V223H62V222H64V225L61 226L62 228H59V227L56 226V223H53V222H54ZM63 220H64V221H63ZM18 221H19V223H18ZM45 221H47V223H46ZM40 222H42V224H43L44 222L47 224V225L45 224L46 227H42V228H44V229H42V231H40V229L38 228V227H40L39 225H41ZM48 222H49V223H48ZM51 222H52L54 225H52ZM0 223H1V222H0ZM17 223H18V225H17ZM20 223H21V227H20V225H19ZM90 224H91V223H90ZM61 225H62V224H61ZM66 225H67V226H66ZM2 226H3V225H2ZM43 226H44V225H43ZM49 226H50L51 228L53 227V228H56V229H55V230H54V229H50ZM65 226H66L68 229H66ZM68 226H69V227H68ZM78 226H76V227H78ZM13 227H14V229H13ZM17 227L20 228L19 233H18V231H17L19 228H17ZM48 227H49V228H48ZM37 228L39 229V231H36ZM9 229H10V230H9ZM16 229H17V230H16ZM38 229H37V230H38ZM48 229H50V230H48ZM43 230H44V231H43ZM47 231H49L50 233L47 232ZM39 232H40V233H39ZM41 232H42L43 234H42ZM75 232L79 235L78 237H77V234H76ZM9 233H10V232H9ZM12 233H13V234H12V236H13L15 233H14V232H12ZM68 233H69L70 236L68 235ZM82 233H83V232H82ZM17 234H15V235H17ZM47 234H48L49 236H47ZM2 235H3L5 238L2 237ZM15 235H14V236H15ZM41 235H42V236H41ZM60 235H59V236H60ZM14 236H13V238H15V239H14V241H15V240H16V236H15V237H14ZM46 236H47V237H46ZM59 236H58V237H59ZM71 236H72V237H71ZM1 237H2L4 240L6 239V241H8V240H9V241H8V242H4V240L1 239ZM58 237L56 236V238H58ZM63 237H64V236H63ZM63 237H62V238H63ZM80 237H79V238H80ZM11 238H12V237H11ZM18 238H17V240H18ZM42 238H43V239H42ZM44 238H46V239L44 240ZM50 238H51V239H54L53 236H50ZM56 238H55V239H56ZM62 238H60V239L62 240ZM108 238L111 239L110 237H108ZM55 239H54V240H55ZM63 239H65V238H63ZM88 239H89V238H88ZM91 239H92V237H91ZM46 240H47V241H46ZM48 240H49V241H48ZM54 240H52V241H54ZM61 240H60L59 242H61ZM14 241L11 240V241H10L11 244H12ZM23 241H24V242H23ZM41 241H46V243H45V242H41ZM62 241H63V240H62ZM3 242H4V243H3ZM54 242H56V241H54ZM54 242H53V243H54ZM24 243H25V244H24ZM43 243H44V244H43ZM1 244H2V245H1ZM28 244L30 245V247H29ZM4 245H5V246H4ZM8 245H9V246H8ZM16 245H15V243H14V247H13V248H15ZM23 245H25V246L23 247ZM26 245H27V248H26ZM43 245H44V246H43ZM55 245H56V244H55ZM6 246H7V247H6ZM36 246H37V248H36ZM40 246H41V247H40ZM53 246H54V244H53ZM5 247H6L7 249H5ZM21 247H22V248H21ZM54 248H55V246H54ZM21 249H22V250H21ZM23 249H24V250H29V251H24ZM5 250H7V251H5ZM39 250L41 251V253L39 252ZM48 250H49V251H48ZM19 251H18V252H19ZM31 251H32V252H31ZM35 251H36V252H35ZM51 251H52V252H51ZM54 251H55V249H54ZM5 252H6V253H5ZM21 252H22V253H21ZM24 252H27V253H24ZM28 252H29V253H28ZM38 252H39L40 254H39ZM49 252H51V254H52L53 256H52ZM4 253L6 254V255H5L6 258H4ZM34 253H35V254H34ZM7 254H9V257H8ZM37 254H38V256H37ZM65 254H66V253H65ZM15 255H14V256H15ZM49 255H50V256H49ZM12 256H13V255H12ZM16 256H17V255H16ZM35 256H37V257H35ZM45 257H46V259H49V258H50L51 260L49 259L50 261H48V260L45 259ZM2 258H3V259H2ZM20 258H22V259L24 258V260L27 259L26 257H22V255H21ZM36 258H37V259H40V260H37ZM7 259H6V261H7ZM15 259H16V258H15ZM22 259H21V261H22ZM28 259H27V260H28ZM43 259H44V260H43ZM4 260H3V261H4ZM11 260H12V259L10 258V260L8 259L7 262L13 264L14 262H18V261H19V260H18V261H17V260H15V261L13 260V261H14V262H13V261H11ZM24 260L22 261V264H23V263H26V262L28 263L27 260H25V262H24ZM45 260H46V261H45ZM1 261H0V262H1ZM3 261H2V264L6 263V262L3 263ZM37 261H38V262H37ZM43 261H45V262L43 263ZM54 261H55V262H54ZM39 262H40V263H39ZM29 263H28V264H29ZM6 264H7V263H6ZM14 264H17V263H14ZM20 264H21V263H20Z\"/></svg>",
    "mask_w": 264,
    "mask_h": 264
}]
</instances>
